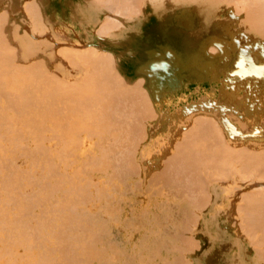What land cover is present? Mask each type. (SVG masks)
<instances>
[{"label": "rangeland", "instance_id": "obj_1", "mask_svg": "<svg viewBox=\"0 0 264 264\" xmlns=\"http://www.w3.org/2000/svg\"><path fill=\"white\" fill-rule=\"evenodd\" d=\"M29 1H31V2L29 4L27 3L28 7L31 6V9L35 10L36 12L38 9V14L40 15L39 17L41 18V24L40 25L41 26L43 25V27L46 28L47 32L45 31V29L42 30L43 27L41 28V26H38L36 23H34L35 19H33L34 20L33 21L32 18L30 17V16H33V14L35 12L33 13V10L29 11L28 9L24 8L23 2H29ZM92 1H93V3H92ZM94 1L95 0H39V1L38 0H0V17L2 18V20L5 23V25L4 26L1 25L0 28H2V26L6 27L11 23L12 25H16L19 28L18 34L21 37H22V34L26 33L27 35L25 34L26 36L25 37L23 36V39L28 38L27 40L32 42V43L25 46V47L28 49V48H30V45H31V49H28V51L31 50L32 54L36 55V58L38 57V59H40V57L42 55V52L39 50V48H41L42 44H44L46 42V41L44 42L45 38L43 37L44 36L43 33H41L42 31H45V33H46L45 34V37H46L45 40H47L49 46L50 45L51 46L48 47V49H45L46 51L43 52V55L48 52L47 53L48 56H52V59H54V62L58 65L55 68L56 70H59L60 66L62 67L63 65H67L66 60L65 59L63 60L62 57H66V59H67V57L68 56L70 57V55L72 54L71 55L72 57H70V58H73V56H74L73 53H74L76 55V56H74L75 64L72 65V68L69 67L71 64L69 66L67 65V68H66L67 80L65 82L70 81L71 83H75L76 81L77 82L82 81V80L81 81H79V80L83 76V72H85L83 69H85L86 68L85 66H87L86 62H88V60L90 61V58L88 59L87 56L89 55L88 50L91 47L95 50H98L101 53L103 52V54H105V53L110 54L109 59H112V57H113V61H114V63H113L114 68L113 69H115L117 75L119 76L118 78H120V77L122 78L120 80V83H121V81H123L127 85H132V83L135 80L139 81L140 79H142L141 80L142 82L141 81L138 82L139 83L138 87L140 89V86H141V89L143 92L144 91L148 92L150 96L154 97V100L156 102L155 105L156 106L160 105L158 113L155 112L152 107H150V106L147 107V105L139 103V105L141 104V106L144 105L148 108V109L146 108L147 112H148V110L150 111V113L148 112V113L144 114L143 112L145 110L143 111L141 106H138V105L136 106V103L138 101L136 100L137 99L136 96H134L133 98H135L136 102L133 100L134 103H133L132 107L133 106L134 107L133 108L131 107V110L129 109L131 106L130 105L131 103H128L129 102L128 101L129 98H128L126 101H125V99H124V101L121 100L123 102L121 105H123L126 102L127 106L129 104V108H128L129 110L127 109V107H124L122 109V111L120 110V112H118V110L115 107V109L117 111L114 109L115 112L112 113L113 110H111L112 114H111V116H108L109 118L107 117L106 112L104 113V116H103V114L100 113V110H99L100 114H97V116H96L95 113L97 111L94 112V109H93V108H96V106H92L91 102L86 103V100L91 101L89 98L92 97V99H94V96L96 97V95L94 94V95L90 96V94H89L88 99L85 100V98H84V100H82V101L78 100L79 104L77 103V100H76V102L74 104L75 108H79V112L82 113V114L80 113L79 115L83 119L86 118V117L84 118V116L86 115L85 113L92 114V116L90 117V120H91V118H92V120L88 121V123L91 122L92 126H88L87 124L86 125H87V127H93L92 128L93 131L92 130H90L92 132L88 131L90 133H88L87 131H83L84 133L86 132L85 134L89 135V136H86L84 133L82 136V131L79 132L77 130V128L69 131V129H68L69 127H66V126H69L68 122L70 120L68 122H66L68 120V117H62L65 110H62L61 115H58V114L56 115V118L58 117L59 118L58 120H60V121L57 120L56 124H54L55 118L53 120H50L53 117V114L51 112H54V111L60 112L57 109L55 110V108H57L58 103H60L59 106L61 107V105L63 103L62 101L65 102V100H61L62 96L60 98H58V99L56 98L54 100V98L57 97V94H56L57 89H55V91L52 89L53 90L52 91L49 88H46L44 86L46 83H42L43 84V86H42V84L39 83V81H37L39 78V77H37V75H35L37 77V79H35V77H33L36 81H33V82L31 81L32 85L30 84V86H29V84H28V86H26L25 84L22 85V80H23L22 79V80H20L21 84L18 85V89L20 87L21 90H19V91H22L23 90L22 87H23L24 90L25 89L27 90V91L25 90L26 93L24 91V93H22V95L24 94L28 97H29V95H31V97H33L36 94L35 96L38 97L37 95H40L39 91L42 90L43 87L45 89H47V91H46L47 94L43 93L44 94L43 96H39V101L37 100V98H34V97L32 98V100L34 102L31 100L32 101L31 103L29 102L30 100L27 101L25 99L26 100L25 104L27 106L28 105L30 106V107L26 108V110L27 109L29 110V112H26L27 114H31L32 111L35 113H37V112L40 113V110L43 109V111H41V112H43L45 115H47V116H43V120L45 119V121L42 120V122H44V123L40 124L44 128L45 132H43L41 134L37 130L35 131L34 129H32V127H29L30 126L29 124H28L29 125L28 126L27 124L22 123L20 125L21 128H23L24 130L26 128L27 130L25 131V133L21 134V136L25 135L26 137L24 136V137L20 138L19 137L20 134L19 135L17 134V136H16V134H14V135L9 134V136L2 135V139L5 140V138H6V140H9L10 143L7 141L8 147L7 146L5 147L6 151L8 150L7 148H9L7 153L4 150V148H2L3 146H1V148H0V151L4 150V151L0 152V157H2V158H0L1 166L3 167L6 163H8V165L6 164V167H8L13 162L15 164L18 163L21 168H23V166H27L26 165L27 163H25V160L27 161V158H28L27 155L28 154H26V151H24L23 148L25 146H29L32 142H36V143L38 142L41 145L42 151L40 150V152H39L40 155H38V156L36 155L35 159L36 158L38 159V157L42 156L41 158H39V160H43L45 162V164L43 162L41 165H39L42 167H39V166H37L38 164H36L35 167H39V170H38V168H36L37 174H39V175H37L36 172H32L33 174L31 176L32 177L34 176V178L37 177V179H39L40 176H42L40 178V179H42L43 177L48 176L50 170L54 169L56 171L55 174H58L57 175V178H58L57 183H59V184L63 183L64 186L62 184L61 187H57L58 189H54L55 188L54 187L52 189V190H54L53 193H55V195L58 196L59 198H60L63 191L65 192V196L67 195L66 198H68V196H69L67 193H70L74 199V202L77 201L76 204H78V205H76V206H78L77 207L78 211L84 212L86 209H87L86 211L89 210L90 218L92 219V223H94L95 225L98 222L100 216H102V217H100V219L103 218L102 219L103 223H104L103 232L104 231H106V232H104L105 234L102 232L103 235L100 234V237L104 236L103 237L104 239L102 238V244H100V246L101 245L104 246L103 247L104 258H100V261H98V264H138V263L139 264H246L247 262H249V257L251 256V254H253V252H250L246 248V246H247V244L245 242L246 237L243 234L242 235L239 234L240 236L239 235L237 236V232H236L237 227L239 228V226H237L238 222L241 223V221H242V219L240 217H241V214L243 215V212H242L243 207L242 206H244L245 202L243 203V205H242L243 201L239 202V211H238L239 215L237 216V218H232V219H229L227 221L223 220V222L220 221V218H223L224 213L221 211H220L221 214H217V213L213 212L209 208V204H213L214 206H220L221 204H223V202L227 203V200L233 198V196L232 195H224L222 198L221 196L214 197L213 195H211L209 190L207 189V185H208L207 183L211 182L210 177L204 178V179L208 180V181L206 180L207 182L204 184L205 186L203 185V188H202V191L204 192V190H205V192H206L205 195L203 192H201L203 194H200L199 192L197 194H195L198 190L194 189V188H193L194 190L192 188H189L190 191H188V188L177 185L175 181H174L175 184L172 182L170 186L166 185V184H164V185L161 184L163 186V190H164V193L166 195H165V199H163V201L160 203V212H158V213L143 212V211L136 212L133 210L134 209L133 206L128 205L127 199H129V198L133 199L132 201H135V203H138L137 201L139 200V195L142 193V189L140 186L139 179L141 177L152 176L153 173H154L153 175H155L156 172L157 173L162 172L166 167L165 161L168 159V157H172L171 154H173V152H175V148L177 147V145H179L177 143L181 142L180 139H182L184 134H187L185 132L189 131L188 132V135H189L190 132L192 130H194V128H196V127L198 128L199 126H200L199 129L203 128L202 130H204V125H205L204 122L206 119H207L206 122H208L209 121L208 118H210L211 115L213 117H215V119H219L220 121L223 122L222 127L227 131L228 135L232 138L233 142L231 141V139H229L230 142H228L227 139H225V135H223L221 132L219 134L218 131L215 129V126H212V128H211V125H214V124H212L211 120H210L209 121L210 124H207V123L206 124L210 126V130H212L213 134L211 132H207L203 138L199 137V139H197V140L194 139L195 141L193 140L194 143H198V145H200L199 146V147H201L200 150L204 149V146L206 145V147H205L206 150L209 148L208 150H211L212 152H214V150H216V142L221 139L220 135H222L221 137L223 139V140L222 139L220 140V143L225 148L231 147V146L237 147V148L244 147V146H246V144L248 145V141H250L249 140L250 136H254L259 142L263 141V138H264V121L261 123V129H260L261 131L257 130V132H256V129H255L253 131L254 134H253V132L250 133L249 130H237L235 136L237 135L238 137H234L232 133L231 134L229 133V130H231V128L233 126H235L239 123V121H238V123H235L234 120H232V119H236V117H237L239 120H244V119H246L244 111H246V110L250 111V105L252 103L251 94H250V92L252 91L251 81H256V82L264 81V47L261 45V44H264V38L262 37V35H259V37L256 36L255 39H259V38L260 39L256 40L257 42H255V43H258V44H256L257 46H254L252 48L255 51H252V53H251V51L250 52L244 51L245 46L242 45V47H240V44H243L244 41H246V42L251 41V38H249V36H248L249 33H251V32L249 30L247 31L248 37L244 36L245 33H243V32H246L245 25L247 24L246 19H244L245 16L242 17V14L245 13V11L243 10L241 13V8L239 9V8L235 7L237 5H234L236 10L239 9V12L237 11V14L235 13L236 17L237 18L239 17V19H241L238 21V19H236L234 16V12L231 9V6L233 7V5L230 4L231 6L230 7L228 6V9H227V7L225 9V7H224L225 3H223V1L222 2H217V1L213 2V0H186L188 2L185 4L176 5L177 4L176 3L174 5L173 2H169L170 0H160L158 2V6L163 3L161 7H164L167 5L171 9L169 12H165V14H164V13H159L158 11H156V13H151L153 10L152 5H151V3H152L151 0H143V2L140 4L142 7H139V4L136 3L137 0H129V2H128L129 4H130V2L135 1L136 5H137V7H136L135 3H134V5H132V3L130 4L132 6H135L133 14H135V12L139 11V12H137L138 15L136 17L132 16V17H135L133 19L132 18L130 19L131 14H132V13L130 14V12H131L130 9L133 10V8L127 4L128 0H126L125 3H126V6L131 7L129 9L130 11L127 10V13H129L130 16H128V14L126 15L125 11L123 12V10H122V12L124 14L121 13L117 9L118 8L117 6H119V5L114 7L117 9L115 12L118 11V13H119V15H118L117 13L114 12L113 7H112L113 11H110L109 10L110 8L108 9V7H107V3L104 4V1H103V3L101 2L103 5H95ZM138 1H140V0H138ZM244 1H246V0H244ZM34 2L36 4L35 6L33 5ZM160 2H161V4H160ZM236 2L239 3V5L241 4V6H243V8H244V6L247 5V4L242 5L243 0L242 1L240 0L241 3L239 2V0ZM246 2L249 3V1H246ZM125 3H120V4L124 5ZM182 3H184V1ZM220 3H223L224 5H222ZM85 4H86V6H85ZM27 5L25 7H27ZM32 5L34 6V8ZM217 5L221 8V12H219V13H218ZM85 7H88V10L91 12L90 14L87 13L88 14L87 15L85 13V11H83V10L87 9ZM121 7L124 9L126 8L125 5L121 6ZM137 8L138 9L140 8V9L138 10ZM235 8H234V11L236 12ZM126 9H128V8H126ZM229 9H231V10H229ZM244 9H246V7ZM24 10H27L26 12H28V14H31L29 16L31 19L28 18V15H26L27 13H25ZM189 10H195L194 15L187 14V12ZM224 11H226V12L229 11V12L226 14ZM231 13H233V14H231ZM238 13L240 14L241 17L239 16ZM120 14H123L124 16H122ZM230 15H231V17L233 16L235 18L234 21L235 20L238 21V22L235 21L237 24H239L238 26L233 25V27H231L230 25H228L231 23L227 24V22H229L228 20H232V18H233V17L230 18L229 17ZM29 20H31V21H29ZM114 20H115V23L119 22L121 24L120 26H122V28L119 26V23H118L119 29L116 28V30L114 29V27H113V30L111 29L112 31L110 29L108 30V27H106V28L104 27V26H111L110 24H112L114 22ZM3 21H1V22H3ZM30 22H32L33 25L36 24L35 26H37V28L35 26H33ZM108 22H112V23L109 24ZM244 23H246V24H244ZM79 24H81V26ZM114 24H112V26H114ZM31 25L34 27V29L36 28L35 30H38L39 28H41V32L38 31L39 35H41V36H37L38 35V33H36L37 31H35L31 27ZM131 25H132L133 30L129 29L131 27ZM223 26H225V27L223 28ZM109 28H111V27H109ZM127 28L129 30H125ZM29 29H30V31H29ZM102 29L105 32L101 31ZM232 29H233V31H235L233 34L230 33L231 32L230 30H232ZM33 31H34V33H32ZM99 31H100V33H98ZM107 31H110V33ZM101 32L104 34H101ZM30 36H31V38H30ZM228 36H229V38H228ZM249 39H250V41H249ZM237 40H238V42H237ZM235 43H237V45L239 44L238 45L240 48L239 52L235 50L237 48H234L233 46H231V45H235ZM62 47L64 49H62ZM66 47H67V49H65ZM69 47H70V50H69ZM86 47L87 48L90 47L89 49H87L88 55L84 54V51H83V49L86 50ZM57 48H60L61 51ZM256 48H258V49L256 50ZM72 49H74V50H72ZM76 49H77V51H76ZM93 49H91L92 50L91 54L96 55V53H94L96 51L93 52ZM211 49L214 52L213 51L208 52ZM57 50L60 52H57ZM62 50H64V53H65L64 56L62 55V54H64L62 52ZM66 50H68L69 52ZM79 51H81L82 54ZM215 51H217V52H215ZM219 51H220V53H219ZM257 51H258V54H257ZM55 52H57L58 55L61 54L62 56L61 55L58 56L57 53H55ZM66 52H67V54H66ZM70 52H72V53H70ZM211 52H212V54H211ZM103 54H101V55H103ZM237 54H240V55H237ZM83 55L84 56L86 55L85 58L88 59V60H86L84 58L86 62L84 60H83V62L82 61L80 62V60L76 61V57L78 60L81 56L83 57ZM101 55H99L97 53V57L98 56L101 57ZM253 55H256L257 57L259 55V57L257 59L253 58V62L251 61V59H248L246 57V56H253ZM239 56H240V58H239ZM97 57L94 56L95 59ZM94 58L91 56V60ZM32 59H35V57H32ZM104 59H102V60H104ZM26 60L27 59H25L23 61H16L18 63L16 65L22 64V66H19V67H23L26 64V68L29 65L31 66V64L27 65L29 60H27V61ZM97 60L100 61L99 57L95 61H97ZM102 60L100 62L103 63ZM5 62H6V60L1 62V59H0V63L3 64ZM74 62H72V61L70 62V60H69V63H74ZM76 62L78 64H76ZM79 62H80V64H79ZM92 62H94V60H92ZM92 62L91 63L88 62V64H90V66H92L93 65ZM105 62H107V60ZM29 63H31V62H29ZM81 63H85L84 64L85 66L82 65ZM98 63L99 62L94 63L93 66L98 67L99 69L96 68L95 70H97V69L101 70V74H102L105 70L102 68L104 66H101L102 63H99V64ZM109 63L110 62L108 60L107 64H102V65H105L106 67H107V65H110L108 67L112 68V66H111L112 64H109ZM2 64H0L1 68L3 66ZM5 64L7 65V63H5ZM5 64H4V66H5ZM95 64H98V65L95 66ZM248 66H250V67H248ZM5 67H3V69ZM9 67H10V65H9ZM9 67H7V68L9 69ZM14 67H15V65H14ZM10 68H12V66ZM16 68H17V66H16ZM24 68H22V69L24 70ZM30 68L28 67L26 70H24V72H21V73L23 75H25L24 73L26 71H29ZM45 68L46 67H44V70H43L46 72L45 76L46 75L49 76L51 74L50 77L52 78L53 74H58L57 71H54V72L49 71L50 67H47L48 70H46ZM109 68L106 69L108 71H105L104 75L107 74L106 72H108V74H107V76H105V78L102 79V81L98 82L99 77L98 78L96 77L97 80L93 79V82L97 81V84H96L97 88L95 87V90L96 89L98 90V88H99V91H96V92H100L101 83L102 82H103V84L105 83L104 86L102 84V86L105 87L106 92H108V93H106L105 89L102 87V91H104L106 93V94L104 93L105 96L107 94L109 96L110 95L109 92L111 91V87L109 86L111 84L108 83L110 81H107L106 78H109L110 76H111V79L114 78V76H112L113 73L115 75V78L117 77L115 74V71L112 72L111 71L112 69L110 70ZM22 69L20 68V69H18V71L22 70ZM0 70H2V69H0ZM13 70H14V68H13ZM13 70H11V71L9 70L10 73ZM110 71L112 74L110 73ZM47 72H49V74H47ZM86 72H88V70H86ZM86 72H85V74H86ZM95 72H97V71H95ZM19 73H20V71H19ZM32 73H33V71L31 73H27L26 77L21 74V77L23 76L25 78H27V77L29 78V76H30L29 74L32 75ZM109 73H110V75H109ZM85 74H84V76H85ZM11 75H9V77ZM13 75L11 76L13 79H11V77H10V79L12 81L15 79ZM96 75L99 76L100 74L97 73ZM96 75H94L93 77H95ZM86 76L84 77V79H86ZM31 78H32V76H31ZM118 78H116V79L119 80ZM251 78H253V80ZM137 79H139V80H137ZM11 80H9V81L11 82ZM28 80H30V79H28ZM64 80H63V82H64ZM103 80L104 81L106 80L107 82H104ZM108 80H110V79H108ZM9 81H7L6 83H8ZM53 81H55V80H53ZM84 81L85 80H83L82 84H85ZM15 82H17V81H15ZM36 82H38L39 84H37ZM77 82H76V85H78ZM140 82L142 83V85ZM107 83H108V85H107ZM124 83H122V84L124 85ZM36 84L38 86L41 85L40 86L41 88L39 87V91H38V86ZM76 85H74V86H76ZM106 85L110 89V91H107L108 88H106ZM134 85H135V82H134ZM46 86L48 87V84H46ZM50 86L53 88L52 85H50ZM28 87H31L30 88L31 90ZM35 87H36V89H35ZM237 87H238V90H236ZM33 88L35 89V92H34ZM44 88H43V91H45ZM54 88H56V87H54ZM113 89H114V87L112 88V92L114 90H116V88L114 90ZM131 89H132L131 91H134L133 88H131ZM92 90H94V89H92ZM31 91H32V93L30 94ZM137 91L138 90H136L135 92H137ZM33 92H34V94H33ZM36 92H38V93H36ZM53 92H55V94H53ZM244 92H246L247 94L244 95ZM100 93H102V92H100ZM50 94H52V95L50 96ZM104 94H101V96L104 97ZM47 95H49L50 99L48 98L49 100L47 99V101L45 103H43V101H41V100H43L41 97H43L45 99V97H47ZM97 96H98V94H97ZM131 96H132V94H131ZM137 97H138V95H137ZM1 98H4V97L0 96V99ZM108 98L109 97H107V99ZM166 98H170V108H172V110L169 109L166 112H163V111H165L164 107H165ZM35 99H36V101H35ZM1 100L4 101L3 99H1ZM1 100H0V106L3 105V108H4V106H6L4 109H7L9 112H11L12 110L7 108L8 107L7 103H6V105H4L5 102L2 104ZM95 100H96V98H95ZM131 100H132V98H130V101ZM50 101H52L53 103L57 102V104L52 103V105H49L51 103ZM92 101L94 102V100H92ZM96 101H98V99ZM35 102H37V104H35ZM81 102L83 104H81ZM29 103L31 105L33 103V105L31 106ZM47 103H48V105L46 106ZM90 103H91V105H89ZM42 104L46 108H44V106H43V108L42 107L40 108V106ZM86 104H88L91 108L86 107ZM215 104L222 105V111H221L220 115H214L213 114V112H214L213 109L215 107ZM35 105H38L39 107L35 106ZM80 105H81V107H80ZM258 106L261 107V105H259V104H258ZM31 107L33 108V109H31L32 111H30ZM52 107H54V109ZM97 107H99V105ZM86 109H89V110L86 111ZM90 109L91 110L93 109L92 112H88V111H91ZM124 109H127V110L124 111ZM143 109H144V107H143ZM132 111H134V113ZM45 112L49 113L51 116L49 115L50 116L49 117L48 114ZM122 112H124V113L127 112L128 115L126 113L122 114ZM154 112H155V115L151 114ZM43 113H42V115H44ZM107 113L110 115L109 111ZM230 113H232V114H230ZM143 114H144V116H143ZM101 115H102V118L106 117L103 120L109 121V119H110L109 123H107V124L105 123L107 125L106 127L104 126V121L102 120L103 122L101 123V121H99L100 119H98V117H100ZM112 115H113V118H112ZM119 115H124V117H126V115H127L128 116L127 118H129V117L130 118L128 120L126 119L127 120L126 121L124 117H123V119H121V117H119ZM130 115L131 116L135 115V116H132V118L135 119V117H136L137 123H139V124H137L135 122L136 119H135V121H134V119L130 120L131 119ZM47 117L50 119L48 120ZM140 117L142 119H140ZM162 117L165 119H170V120L173 119L174 124H171L170 126H168V129L170 130L171 133L166 134V135H169V136L165 135L163 140H158V138L164 134V129H162L160 127L161 122H159V124H157L159 119L162 120ZM196 117L197 118L200 117L201 119L203 117V120L205 117H207V118L202 123V120L197 119ZM64 118H66L67 120H64ZM195 118H196V122L194 120V123H193L192 121ZM210 119H212V118H210ZM20 120H22V122H23V119L20 117L17 119V122H19ZM61 120H63V121H61ZM120 120H122V121H120ZM124 120L128 123L129 126L125 123ZM138 120H139V122H138ZM49 121H51V122H49ZM119 121H120V123H125V127H129V129L127 130L128 135L126 134V132L124 134L122 133L124 136L125 135L129 136L131 134H132V136L136 135L134 137V138H137V142H136L137 145L135 144L136 146L134 145V147H133L132 144L130 145V143L133 140L130 139V142H129V138L132 136H129V138L127 140L125 139L126 137L124 138V136H123V138H119V135L122 136V134H120V132H121L120 129L123 130V127H124V124L122 126H121V124H118ZM129 121H131L130 124H129ZM92 122H94V123H92ZM99 122L101 123V125ZM197 122L200 124L202 123V124L201 125L197 124ZM114 123L116 126L114 125ZM108 124H109V127H108ZM111 124H113L112 127H110ZM54 125H56V126H54ZM64 125H65V129H67L70 137H75L74 140H73V138H70V140L72 139L74 141V143H72L73 141L71 140L70 143L73 144V145H71V147L69 146L70 144H68L66 142V141L69 142V140H66L69 138V136L66 135V133L64 132L66 130H63V132H62V127ZM117 125L121 126L122 128L120 127V129H119V127ZM202 125H203V127H202ZM60 126H61V130H60ZM190 126H192L191 128L194 127L191 131H190V129H191ZM53 127H55L56 129L59 128V130H56V129L53 130ZM94 127H95V129H94ZM113 127L115 128L114 130H113ZM152 127H154L155 130L149 132L148 130ZM28 128H30V130ZM34 128L37 129L38 126H36ZM46 128L47 129L49 128L51 130L48 129L49 132H46V131H48ZM103 129H106L107 132L104 131ZM109 129H110V131H109ZM214 129H215V131H214L215 133L213 132ZM130 130H132V132H130ZM140 130H142L143 132ZM185 130H187V131H185ZM31 131H33V133ZM75 131H77V132H75ZM123 132H124V130H123ZM137 132H139V133L142 132V135H141L142 138L138 137V136H140V134L137 135ZM31 133H32V135H31ZM44 133H46V134H44ZM47 133H49V134H47ZM92 133H94L95 135ZM134 133H136V134H134ZM181 133H182V135H181ZM39 134H40V136H39ZM60 134L62 135V137L60 136V140H59L58 139L59 137H56V136L57 135L59 136ZM90 134H92L93 136ZM42 135H44L46 137L45 140L48 143L47 142L45 143V140H44L45 137H43ZM64 135H66L65 138L67 136L68 137L65 139L63 137ZM116 135H117V138H116ZM38 136H39V138L41 137L40 139L42 140V142L38 138ZM78 136H80V138H78ZM49 137L51 139H49ZM86 137H88V138H86ZM195 137H196V135H195ZM218 137H219V139H218ZM61 138H64L66 140L65 141L63 139L65 142L64 147H66V144H67L68 149L63 148L61 144H59V145L56 144L59 142L61 143V141H62ZM114 138H116V139H114ZM19 139H22V140H19ZM52 139L54 140V142ZM87 139H89V140H87ZM51 140H52V142H51ZM138 140H139V142H138ZM215 140H216V142H215ZM237 140H238V142H237ZM204 141L206 142V144ZM23 142H26V143H23ZM109 142H111V143H109ZM186 142L187 141H184L183 144ZM92 143H94V144H92ZM213 143H214V145H212ZM233 143L236 145H234ZM10 144H12L14 147L11 145L12 147L10 148ZM20 144L22 145V147H19V146H21ZM51 144H52V146H51ZM119 144L122 145L124 149L127 146H129V148H131V146H132L133 148L131 150L126 148L127 152L125 150L126 153H124L121 149L122 147L120 148ZM202 144L203 145L205 144V145L201 146ZM217 144H218V142H217ZM0 145H1V142H0ZM17 145H19V146L17 147ZM125 145H127V146H125ZM47 146H48V148L46 149ZM59 146H61V147H59ZM74 146L75 147L77 146L76 150H75ZM104 146H106V147H104ZM73 147H74V149H72V150H74V151L71 150V148H73ZM80 147H81V149H80ZM107 147L109 148V150L106 149ZM19 148H21V149H19ZM59 148L61 151L59 150ZM113 148H114V150H113ZM212 148H213V150H212ZM45 149L47 150V153H46ZM53 149H55V150H53ZM57 149H58V152H57ZM102 149L103 150L105 149V151H103ZM251 149H254V148H251ZM255 149L262 150V149H264V147L260 146L259 148H255ZM10 150H11V152L15 151V153H11ZM49 150H50V152H48ZM84 150H85V152H83ZM118 150L124 154L125 158L123 155H122V158L118 156L120 154V152H118ZM129 150H130V153L128 154ZM206 150H204V151H206ZM22 151H23V153H22ZM79 151L82 154H79ZM94 151L96 154L94 153ZM115 151H116V153H115ZM59 152H61L60 154L62 155V157L59 154ZM212 152L209 151V153H212ZM1 153L3 154V156ZM68 153H69V155H68ZM86 153L87 154L89 153V157L91 158V160ZM103 153H104V155H106L105 157H103L104 156ZM108 153L110 155H108ZM132 153H134L133 156L131 155ZM18 154H19V156H22V157H19ZM25 154H26V157L24 156ZM45 154H47V155H45ZM66 154L68 156L64 160V158L66 156H63V155H66ZM193 154L197 155L195 152V148H194ZM6 155H7V157H6ZM15 155H17L19 158H17V156H15ZM72 155H74V156L78 155V156L74 157ZM43 156H44V158H43ZM47 156H48L49 160L47 159ZM57 157L60 158L61 160L63 159L64 162L62 163L61 160L56 159ZM70 157H72V158L74 157L75 159H71ZM187 157H190V156L187 155ZM109 158H110V160H108ZM7 159H9L11 162H9V160L7 162ZM12 159H14L13 162H12ZM119 159H123V160L125 159V161L119 162ZM126 159H127V161H126ZM139 159L140 160H147L148 162H146V163L137 162V160H139ZM22 160H23V162H22ZM86 160H87V163H88V160H90L88 163L89 165H90V163H91V165H92V163H94V164L96 163L98 165L97 168H96V164L92 165V166L91 165L88 166L86 163ZM94 160H95V162H94ZM114 160H116V162L114 164V166H116L115 169L113 166ZM117 160H118V162H117ZM48 161H50V162H48ZM57 161H59V162H57ZM65 161H67V162L69 161V162L67 163ZM78 161H81L80 164ZM2 162L5 164H3ZM125 162H126V164H128L129 167L126 166ZM53 163H54V165H53ZM64 163H66V164H64ZM109 163L112 167L109 166ZM118 163H121V166L123 163L124 167L123 166L120 167V165ZM72 164H73V167H72ZM131 164H132V168H131L132 170L130 169ZM45 165H47V166L50 165V166H49V168H47V167L44 168ZM60 165H62V166H60ZM12 166H14V164L13 165L11 164V167ZM51 166L52 167L56 166V169L54 167H53V169L52 168L50 169ZM66 166H69V167H66ZM242 166L243 165H240L241 169H242ZM80 167H82L85 170H83V169L81 170ZM87 167H88V169H87ZM126 167H127V169H126ZM244 167H246V166L244 165ZM69 168H71L70 171H69ZM73 168H74L75 172H74V170H72ZM90 168H92V169L90 170ZM105 168H106V170H104ZM116 168L118 169V171L120 170L119 172L121 173V176L123 177L122 181L120 180L121 177L117 176V175H120V173L116 172L117 171ZM121 168L123 170H126V172L122 173ZM40 169L41 170L44 169V170L41 171ZM45 169H46V171H45ZM86 170L87 171L90 170L92 172H90V171L87 172ZM130 170H131V172H129ZM100 171H102L103 174H100ZM42 172H43V174H42ZM65 172H67V174H65ZM84 173H86L87 175ZM117 173H119V174H117ZM44 174L45 175L47 174V175L43 176ZM75 174H76V176H75ZM88 174H90V175H88ZM115 174H117V175H115ZM250 174H252V173H250ZM66 175L67 176L70 175L72 177L69 178ZM239 175L241 176L242 174L240 173ZM239 175L236 174V177L238 176V179L236 178V180H234L233 182L229 179H228V181L223 180V185H227V184L229 185L230 183H234L235 186L239 187V188H248V187L253 188V187H255V189L253 191H255L256 188L259 189L258 188L259 186H261L260 189H262L264 187V183H263L264 179L262 180L260 178L261 182H258L259 178L255 180V178H257V176H255V175H254V178H251L249 174H247V175H249V178L247 176L243 177V175H245V174H243L241 177ZM259 175H262V173ZM88 176H90L89 179H88ZM99 176H101V177H99ZM65 177H67L68 179L66 178V180H65ZM242 177H243L244 181H242L243 180L242 179L241 180L242 182H241L239 178H242ZM62 178H64V180ZM246 178H248V179L246 180ZM94 179H96V180H94ZM34 180H36V179H34ZM47 180L50 181L52 184L55 181L54 177L52 179L49 177V178H47ZM70 180H72V181H70ZM83 180H85V181H83ZM253 180L257 181V182H255L256 184L253 182ZM68 181H69V183H68ZM64 182H66L67 184H65ZM90 182H91V184H90ZM86 183L88 184V186ZM93 184H94V186H93ZM178 186H180V187H178ZM74 187H75V189H74ZM85 187H86V190L88 192L86 190H84V192H83L82 189H85ZM204 187L206 189H204ZM60 188H62L63 191L59 190ZM78 188H79V191H81V190L82 191L79 192ZM96 188L98 190V192L96 191L97 194L95 192ZM179 188H180V190H182V189H184V190L179 191ZM185 188L187 189V191H185ZM35 189H36V187H35ZM72 189H74V191ZM105 189H107V190H105ZM191 189L194 192L196 190V192L195 193L192 192ZM55 190L57 192L59 191L58 193L59 194L61 193V194L59 195ZM101 190L102 191L105 190L106 192H101ZM85 191H86V194H85ZM93 191H94V194H93ZM199 191H201V190L199 189ZM82 192L84 193V195L82 194ZM185 192H186V194H185ZM76 193H78L79 195H80V193L82 194L81 197L83 198V200L80 199L81 197L78 200L82 201L84 203V205L82 202H81L82 204L78 203L79 201L76 200L77 198L75 199V197H78V196H76L77 195ZM87 193H89L88 194L89 196L87 195ZM111 193H113V194H111ZM63 194H62V196H64ZM98 194H99L100 198H96V197H99V196H96ZM189 194H190V196L191 195L192 196L190 197ZM207 194H208V196H207ZM85 195L87 197H85ZM93 195H94V197H93ZM247 195H249V194H247L245 192L242 196H240V200L245 199L247 197ZM56 196L53 198H56ZM62 196L60 199L63 198L66 201L69 200L70 198H72L71 196H69V198L66 199L65 196L64 197H62ZM244 196H245V198H244ZM58 197H57V199H55L56 202L58 201ZM197 197H198V200L196 201ZM205 197L206 198L209 197V198L206 199ZM242 197H243V199H242ZM87 198L90 199V200L88 199L89 202L87 201ZM93 198H94V200L97 199L98 202L96 200H95V202H93L94 201ZM101 198L104 200H102ZM52 199L49 198L48 203H52V202L56 203L55 201H52ZM200 199L201 200L204 199V200L201 201ZM205 199L207 202H205ZM84 200L87 202H85ZM199 200L201 201L200 203H199ZM189 201L191 202V204L189 203ZM195 202H197V203H195ZM89 203H91V204H89ZM240 204H241V207H240ZM137 205H139V203ZM195 205L196 206L198 205V207H196ZM199 207H201V208L198 209ZM195 209H198V211H196ZM105 211H106V213L101 215V212L103 213ZM192 212H194V213H192ZM65 213H67V212H65ZM111 214H112V216H111ZM127 214H129L131 216H129V215L127 216ZM69 215L70 214L68 213L69 219H66L65 215L63 216V218L65 217L64 219H66V221L70 220L71 222H73V220L71 219V216L69 217ZM97 216H99V217H97ZM108 218H110L111 220ZM93 219H94V221H93ZM240 219H241V221H240ZM233 220H234V222H233ZM107 221L108 222L111 221V224H109L110 222L108 223ZM64 222H65V220H64ZM105 222H106V224H105ZM68 224H70V222H68L67 225L65 223L64 226L66 227V226H68ZM112 227H114V228H112ZM98 228H99V226H98ZM62 230H63V234H65L66 232L64 233V227L62 228ZM66 230L71 231L70 228L65 229V231ZM99 230L101 232V229H99ZM129 233H130V236H129ZM257 236H259V233ZM112 239H114V240H112ZM100 240H101V238H100ZM124 240L130 244L127 245L126 244L127 242H125ZM103 241H105L106 243L105 242L103 243ZM113 242L114 243L116 242V244H113ZM150 242H151V244H150ZM247 242H249V241H247ZM121 243H123V245L125 247L120 246V245H122ZM128 247H130L128 249L129 251L126 249ZM127 251H128V253H126ZM253 251H255V250H253ZM129 252H130V254H129ZM142 253H143V255L145 254L144 255L145 257L142 255ZM254 253H255V257L257 258L256 264H260V263L262 264L263 263L262 255L259 254L258 251H255ZM112 256L114 258H112ZM111 260H113V262Z\"/></svg>", "mask_w": 264, "mask_h": 264}, {"label": "bare ground", "instance_id": "obj_2", "mask_svg": "<svg viewBox=\"0 0 264 264\" xmlns=\"http://www.w3.org/2000/svg\"><path fill=\"white\" fill-rule=\"evenodd\" d=\"M39 1V0H38ZM103 1H104V4L105 3H107V7H108V9L110 10V11H113L112 9L114 8V7H116L117 5H119L120 7L121 6H124L125 5V7L126 8H128V9H124V8H120L119 6H117L118 8V10L121 12V13H123L124 11H125V13H126V15L128 14V16H130L129 15V13H127V10H129L131 7L133 8V10L132 9H130L131 10V12H130V14H131V17H130V19L132 18H135L137 15H138V13L137 12H139V11H137V12H135V14H133L134 12V7L136 6L137 7V5H136V3L137 4H139V7H142L140 4L143 2V0L141 1H138L137 0V2L135 3V1H133V2H130V4L132 3V5H134V3H135V6H132V5H130L128 2H129V0L127 1V4L128 5H130L131 7H128V6H126V0H95L94 1V4L95 5H103L102 3H103ZM160 0H151V5H152V12L151 13H156V11H158L159 13H164L165 14V12H169L171 9H170V7H168L167 5L166 6H164V7H161L162 6V4H161V2H160V4L161 5H159L158 6V2H159ZM184 1V3H182ZM222 2L223 1V3H225V9H226V7H227V9H228V6L230 7L231 5H233V7L231 6V9H232V11L234 12V16H235V18L236 19H238V21L239 20H241V19H239V17L237 18L236 17V15H235V13L237 14V11L239 12V9L241 8V13H242V11L244 10L245 11V13H243L242 14V17H244V19H246V21H247V24L246 23H244V24H246L245 25V30H246V32H243V33H245L244 34V36H246V37H248L249 36V38H251V41H250V39H249V41L250 42H246V41H244V43L243 44H240V47H242V45L243 46H245V49H244V51H246V52H250L251 51V53H252V51H255L254 49H252L254 46H257L256 44H258V43H255V42H257L256 40H259V39H255V37L256 36H258L259 37V35H262V37L264 38V0H246V1H249V3H247L246 1H244L243 0V2H242V5H245V4H247L246 6H244V8L246 7V9H244L243 8V6H241V4L239 5V3H237L236 1H238V0H213V2ZM230 1V2H229ZM233 1V2H232ZM242 1V0H241ZM31 1H29V2H23L24 3V8L25 9H28L29 11H32L33 9H31V6L30 7H28V5H27V3L29 4ZM102 2V3H101ZM169 2H173L174 3V5L176 4V5H182V4H185V3H187L188 1H186V0H170ZM233 4H232V3ZM236 2V3H235ZM239 2H240V0H239ZM26 3V4H25ZM92 3H93V1H92ZM120 3H125L124 5L122 4H120ZM223 3H220V4H222V5H224ZM229 3V4H228ZM241 3V2H240ZM244 3V4H243ZM40 4V3H39ZM227 4V5H226ZM231 4V5H230ZM27 5V7H25ZM34 6L36 5L35 4V2H34V4H33ZM32 5V6H33ZM234 5H237V6H235V7H237V8H239V9H237L236 10V8L234 7ZM23 6V5H22ZM34 6H33V8H34ZM85 6H86V4H85ZM221 6V5H220ZM84 7V6H83ZM113 7V8H112ZM23 8V9H24ZM85 8H87V9H85ZM84 9L85 10H83V11H85V13L87 14H90L91 12L88 10V7H85ZM120 8V9H119ZM234 8H235V10H236V12L234 11ZM31 9V10H30ZM36 9V8H35ZM90 9V8H89ZM116 8H114V12L117 10ZM138 9V8H137ZM140 9V8H139ZM138 9V10H139ZM217 9H218V13L219 12H221V8L217 5ZM231 9H229V10H231ZM122 10H123V12H122ZM129 10V11H130ZM27 10H24V12L25 13H27L26 15H28V18H32V20L33 19H35V21H34V23H36L38 26H41L40 24H41V18L39 17L40 15L38 14V9H37V12L35 11V10H33V13L35 14H33V16H30L31 14H28V12H26ZM80 11V10H79ZM128 11V12H129ZM6 12V11H5ZM194 12H195V10H189L188 12H187V14H190V15H194ZM226 14L229 12V11H224ZM115 13H117L118 15H119V13H118V11L117 12H115ZM137 13V14H136ZM7 14V13H6ZM87 14V15H88ZM124 14V13H123ZM123 14H120V15H122V16H124ZM231 14H233V13H231ZM239 14V13H238ZM7 16V15H6ZM30 16V17H29ZM127 16V17H128ZM132 16H135V17H132ZM238 16V15H237ZM239 16H240V14H239ZM40 19H39V18ZM230 18H232L231 17V15L229 16ZM241 17V16H240ZM1 18V17H0ZM30 18V19H31ZM234 17L232 18V20L234 21V19H235ZM112 19V18H111ZM129 19V20H130ZM243 19V20H244ZM232 20H228L229 22H227V24L228 23H231V24H228V25H230L231 27H233V25L234 26H238L239 24H237L235 21H237V20H235L234 22L232 21ZM1 21H3L2 20V18L0 19V27H1V25H5V23H4V21L3 22H1ZM29 21H31V20H29ZM47 21V20H46ZM113 21V20H112ZM237 21V22H238ZM6 22V21H5ZM117 22V21H116ZM244 22V21H243ZM2 23V24H1ZM8 23V22H7ZM32 25H33V23L32 22H30ZM109 24L110 23H112V22H108ZM115 23V20H114V22L112 23V24H114ZM118 23L119 22H117V23H115L114 24V26H112V24H110L111 26H104L105 28L106 27H108V30L110 29H112L113 30V27H114V29L116 30V28H118L121 24L119 23V26H118ZM235 23V24H234ZM14 24V23H13ZM35 24V25H36ZM31 25V27L34 29V27L33 26H35V25H33L32 26ZM80 26H81V24H79ZM2 26V28H0V59H1V62L2 61H5L6 60V62L5 63H7V65L5 64V63H0V64H2L3 66H2V68H1V65H0V69H2V70H0V96L1 97H4V98H1V99H3L4 101H2L1 99V101H2V104L4 103V105H6V103H7V105H8V109H10V110H12L11 112H9L7 109H4L6 106H4V108H3V105L2 106H0V142H1V145H0V148H1V146H3L2 148H4V150H5V147L7 146V141L9 142V140H6V138H5V140L4 139H2V135H5V136H9V134L10 135H14V134H16V136H17V134L19 135L20 134V138H22V137H24L25 135H23V136H21V134H23V133H25V131L27 130L25 127V130L23 129V128H21V124L22 123H24V124H29L28 126L29 127H32V129H34L35 131L37 130L39 133H43V132H45L44 131V128L40 125L41 123H44V122H42V120H43V116H47V115H45L43 112H41V111H43V109L42 110H40V113L39 112H37V113H35V112H33L31 109H33L32 107L30 108V111H32V113L31 114H27L26 112H29V110L27 111L26 110V108L27 107H30L29 105L27 106L26 104H25V101L27 100V101H29L30 103L33 101L32 100V98L34 97V98H37V100L39 101V96H43L44 94L43 93H46V91H47V89H45L44 87V89H45V91H43V88H42V90H40L39 91V87L41 86V85H37V84H39V83H46V84H48V87L46 86V84L44 85L46 88H49L50 90H54L55 91V89H57V91H56V94H57V97H55L54 95V100L57 98H60L61 96H62V98H61V100H65V102L64 101H60L61 103H62V105H61V107L59 106V104L60 103H58V105H57V108H55V110L57 109L58 111H60V112H57V111H54V112H51L52 114H53V117L50 119V118H48V120L50 119V120H53L54 118V124H56V122H57V120L59 119L58 117L56 118V115L58 114V115H61L62 114V110H65V112H64V114L62 115V117H68V120L66 119V118H64V120H67L66 122H68L69 120V122H68V125L69 126H66V127H69L68 129H69V131H71V130H74L75 128H77V130L79 131V132H81L82 131V136H83V131H90V130H92V128L93 127H87V125L88 126H92L91 125V122H89L88 123V121L90 120V117L92 116V114H88V113H85L84 115V118L85 119H83L79 114L81 113V112H79V108H75V106H74V104H75V102H76V100H77V103L79 104V102H78V100H84V98H85V100L86 99H88V96H89V94H90V96H92V95H96V97L94 96V99H92V97H90L89 99L91 100V101H87L86 100V103H89V102H91L92 103V106H96V108H93L94 109V112L95 111H97L96 113H95V115L97 116V114H103V116H104V113L106 112V115H107V117L108 116H111V114L113 113V112H115V110L117 109L118 110V112H120V110L122 111V109L124 108V107H127V109L129 108V104H128V106H127V103L125 102L123 105H121L123 102L122 101H124V99H125V101L129 98V102L128 103H131L130 105V110H131V107H132V105H133V103H134V101H135V98H133L134 96H136V100L138 101L137 103H136V106L138 105V106H141V104H144V105H147V107H149V101L146 99L147 98V96H146V94H145V91L143 92L142 91V89H141V86H140V89H139V81H141L142 79H137V80H139V81H134L135 82V85L137 86H135L134 85V82L132 83V85H127V84H125L123 81H121V83H120V80L122 79L121 77L120 78H118L119 76L117 75V73H116V71H115V69H113L114 68V61H113V57H112V59H109V55L110 54H103V52L101 53V52H99L98 50H95V49H93L92 47L90 48V47H86V50H84L83 48V51H84V54H87L88 55V53H87V49H89L88 51H89V55L87 56V58L89 59L90 58V61L87 59V58H85L86 57V55L84 56L83 55V59L80 57L78 60H77V57H76V61H79L80 60V62L82 61L83 62V60L85 61V59L86 60H88V62L89 63H91L92 62V60H94V62H92L93 63V65H94V63H96V62H99V63H102V62H100L102 59H104V60H102L103 61V63L102 64H107L108 63V60H109V64H112L111 66H112V68L110 67H108V66H110V65H107V67L113 72V71H115V74H116V78H118L119 80H117L116 78H115V75H114V73H113V75L112 76H114V78H112L111 79V76L109 77V78H106V80L107 81H110V82H108L109 84H111V85H109L110 87H111V91H110V89L107 87V85H108V83H107V85H106V88H108V90L107 91H110L109 92V96H108V94L105 96V94L106 93H108V92H106V89H105V87H103L104 86V84H103V82L101 83V85H100V87H101V90H100V92H102V93H100V92H96V91H99V88H98V90L96 89L95 90V87L97 88V81H94L93 82V79H96V77L99 79V81L98 82H100V81H102V79L103 78H105V76H107V74H108V72H106L107 74L106 75H104L105 74V71H108V70H106V69H108L105 65H102L101 64V66H104V67H102L103 69H105L104 70V72L101 74V70H98L99 68L98 67H94L93 65V67L92 66H90V64H88V62H86V65L87 66H85L84 64L85 63H81L82 65H84L85 67V69H83L82 67V69L86 72V70H88V72H86V74H85V72H83V76L81 77V79L79 80V81H81V82H77V84L79 85H76V82L75 83H71L70 81L69 82H65L66 80H67V70H66V68H67V65L69 66L70 64V66L69 67H71L72 68V65L73 64H75V62H74V56H76L74 53H73V58H70V57H72L71 55H70V57L68 56L67 57V59H66V57H62V59L64 60H66V62H67V65H63L62 67L60 66L59 68V70H56L55 68L58 66L55 62H54V59H52V56H48V52L47 53H45L44 55H43V52H45L46 50L45 49H48V47H50L49 46V44H48V42H47V40H45L46 39V37H45V31H46V28H44L43 27V25L41 26V28L43 27V29L42 30H44L45 29V31H42L41 32V28H39L38 30H35L36 28H37V26H35L36 28L34 29L35 31H37L36 33H38V35L37 36H41V35H39V32H41V33H43V37L45 38H43L44 39V44H42V46H41V48H39V50L42 52V55H41V57H40V59H38V57L36 58V55H34V54H32V52H31V50H29L28 51V49H31V45H30V48H26L25 46H27V45H29V44H31L32 42H30V41H28L26 38L25 39H23V36L25 37L26 35L25 34H22V37L18 34V30H19V28L16 26V25H12L11 23L8 25V26H6V27H3ZM136 26V25H135ZM227 26V25H226ZM229 26V27H230ZM109 27H111V28H109ZM121 28H122V26H120ZM130 27V26H129ZM128 27V28H129ZM225 26H223V28H224ZM125 29V30H129V29H132V25H131V27L129 28V29ZM32 29V30H33ZM104 29V28H103ZM103 29L101 30V31H103ZM119 29V28H118ZM22 30V29H21ZM105 30V29H104ZM111 30V31H112ZM133 30V29H132ZM224 30V29H223ZM227 30V29H226ZM250 31L251 33H249V35L247 36V31ZM29 31H30V29H29ZM39 31V32H38ZM231 31V32H230ZM229 32L230 33H234L235 31H233V29L232 30H230ZM47 32V31H46ZM103 32H105V31H103ZM107 32H109L110 33V31H107ZM228 32V31H227ZM237 32V31H236ZM31 33V32H30ZM29 33V34H30ZM32 33H34V31L32 32ZM98 33H100V31L98 32ZM101 34H104V33H102L101 32ZM242 34V33H241ZM33 35V34H32ZM49 35V34H48ZM230 35V34H229ZM236 35V34H235ZM238 35V34H237ZM227 36V35H226ZM231 36V35H230ZM33 37V36H32ZM52 37V36H51ZM50 37V38H51ZM30 38H31V36H30ZM228 38H229V36H228ZM237 38V37H236ZM254 38V39H253ZM262 38V39H263ZM40 39V38H39ZM54 39V38H53ZM34 40V39H33ZM42 40V39H41ZM253 41V42H252ZM41 42V41H40ZM237 42H238V40H237ZM63 43V42H62ZM263 43V42H262ZM77 44V43H76ZM245 44V45H244ZM70 45V44H69ZM79 45V44H78ZM239 45V44H238ZM237 45V43H235V45H231V46H233L234 48H237V49H235L236 51H240V48H239V46ZM263 47H264V44H261ZM77 46V45H76ZM64 47V46H63ZM62 47V49H64ZM68 47V46H67ZM67 47L65 48V49H67ZM211 48V47H210ZM57 49H59L60 51H61V49L60 48H57ZM91 49H93V52L94 51H96V52H94V53H96V55L95 54H91L92 53V50ZM208 49V48H207ZM258 48H256V50H257ZM44 50V51H43ZM69 50H70V47H69ZM72 50H74V49H72ZM71 50V51H72ZM60 51H58L57 50V52H60ZM66 51H68V50H66ZM76 51H77V49H76ZM98 51V52H97ZM210 51H213L212 49L211 50H209L208 52H210ZM259 51V50H258ZM258 51H257V54H258ZM31 52V53H30ZM57 52H55V53H57ZM62 52L64 53V50H62ZM69 52V51H68ZM80 53H81V51H79ZM214 52V51H213ZM215 52H217V51H215ZM70 53H72V52H70ZM69 53V54H70ZM78 53V52H77ZM97 53L99 54V55H101V54H103V55H101V57L103 56H105L104 58L102 57H100V56H98L99 57V60L100 61H95L96 59H98V57H97ZM219 53H220V51H219ZM250 53V54H251ZM4 54V55H3ZM60 54V53H59ZM66 54H67V52H66ZM82 54V53H81ZM80 54V55H81ZM211 54H212V52H211ZM256 54V55H257ZM57 55H58V53H57ZM61 55V54H60ZM60 55H58V56H60ZM63 56L65 55V53L64 54H62ZM61 55V56H62ZM108 57H107V56ZM237 55H240V54H237ZM249 55V54H248ZM256 55H253V56H246L248 59H251V61L253 62V58L254 59H257L258 57H259V55H258V57L256 56ZM91 56L94 58V56L95 57H97L96 59L94 58V59H92L91 60ZM209 56V55H208ZM32 57H35V59H32ZM69 58V59H68ZM85 58V59H84ZM101 58V59H100ZM239 58H240V56H239ZM25 59H27V60H29V62H31V63H27V65H29V64H31V66L29 65L28 67L30 68L29 69V71H26L24 74L25 75H23L21 72H24V70H26L27 68H26V64L23 66V67H19V66H22V64L20 65H16V64H18L16 61H23V60H25ZM26 60V61H27ZM69 60H70V62L72 61V62H74V63H69ZM107 60V62H105ZM25 61V62H26ZM118 61V60H117ZM247 61V60H246ZM80 62H79V64H80ZM98 63V64H99ZM237 63V62H236ZM235 63V64H236ZM4 64H5V66H4ZM76 64H78L77 62H76ZM98 64H95V66L96 65H98ZM259 64V63H258ZM9 65H10V67L12 66V68H10L9 67ZM14 65H15V67H14ZM16 66H17V68H16ZM100 66V67H101ZM3 67H5L4 69H3ZM7 67H9V69L7 68ZM19 67V68H18ZM25 67V68H24ZM44 67H46L45 69L46 70H48L47 69V67H50L49 68V71H51V72H54V71H57V73L58 74H53L52 75V78L50 77V75L48 76V75H46L45 76V74H46V72L45 71H43L44 70ZM106 67V68H105ZM248 67H250V66H248ZM13 68H14V70H13ZM22 69V68H24V70L22 71V70H19L20 71V73H19V71H18V69ZM76 68V67H75ZM96 68H98L97 70H95ZM239 68V67H238ZM252 68V67H251ZM250 68V69H251ZM77 69V68H76ZM101 69V68H100ZM102 69V70H103ZM258 69V68H257ZM11 70H13L11 73H10V71ZM31 70V71H30ZM80 70V69H79ZM97 71V72H95V71ZM238 70V69H237ZM254 70V69H253ZM33 71V73H32V75L31 74H29L30 76H29V78L27 77V78H25L26 77V75H27V73H31ZM111 71H110V73H111ZM79 72V71H78ZM82 72V71H81ZM17 73V74H16ZM35 73V74H34ZM100 74L99 76L98 75H96V74ZM110 73H109V75H110ZM14 76V78L16 79H14L15 81H17V82H15L14 80V82L11 80V79H13L11 76L12 75ZM16 74V75H15ZM21 74L23 75V76H25V77H21ZM47 74H49V72H47ZM63 74V75H62ZM84 74H85V76H86V79H84ZM112 74V73H111ZM9 75H11L10 77H11V79H10V77H9ZM20 75V76H19ZM35 75H37V77H39L38 78V80L37 81H39V83L38 82H36L37 84V86H38V91H39V94L40 95H37L38 97H36L35 95L33 96V97H31V95H29V97L28 96H26V95H22V93H24V91L26 90H24V88L22 87V91H19V90H21V88L19 87V89H18V85H20L21 84V82H20V80H22V85H26V86H28V84H29V86H30V84L32 85V83H31V81L33 82V81H36L35 79H37V77L35 76ZM55 75V76H54ZM94 75H96L95 77H93ZM242 75V74H241ZM31 76H32V78H31ZM44 76V77H43ZM101 76V77H100ZM33 77H35V79L33 78ZM47 77V78H46ZM55 77V78H54ZM54 78V79H53ZM83 78V79H82ZM101 78V79H100ZM18 79V80H17ZM28 79H30V80H28ZM46 79V80H45ZM51 79V80H50ZM55 80V81H53V80ZM65 79V80H64ZM108 79H110V80H108ZM114 79V80H113ZM252 80H253V78H251ZM256 79V78H255ZM9 80H11V82L9 81ZM25 80V81H24ZM63 80H64V82H63ZM72 80V79H71ZM83 80H85L84 81V83L85 84H82L83 83ZM97 80V79H96ZM104 81V82H107V81ZM7 81H9L8 83H6ZM24 81V82H23ZM29 83H28V82ZM27 82V83H26ZM73 82V81H72ZM93 82V83H92ZM114 82V83H113ZM142 82V81H141ZM140 82V83H141ZM35 83V82H34ZM33 83V84H34ZM122 83H124V85L122 84ZM82 84V85H81ZM95 84V85H94ZM102 84H103V86H102ZM21 85V86H22ZM50 85H52L53 86V88L50 86ZM74 85H76V86H74ZM127 85V86H126ZM141 85H142V83H141ZM25 86V87H26ZM42 86H43V84H42ZM50 86V87H49ZM93 86V87H92ZM32 87V86H31ZM31 87H28L29 89L31 88ZM54 87H56V88H54ZM92 87V88H91ZM102 87L105 89V92L104 91H102ZM114 87V89L116 88V90H114L113 92H112V88ZM41 88V87H40ZM131 88H133V90L134 91H131L132 89ZM35 89H36V87H35ZM35 89L33 88V90H34V92H35ZM48 89V90H49ZM92 89H94V90H92ZM31 90V89H30ZM52 90V91H53ZM136 90H138L137 92H135ZM27 91V90H26ZM26 91H25V93H26ZM43 91V92H42ZM51 91V92H52ZM253 93L255 94V96L256 97H259V93L257 92V89H256V87H254L253 88ZM34 92H33V94H34ZM41 92V93H40ZM58 92V93H57ZM129 92V93H128ZM133 92V93H132ZM32 93V91L30 92V94ZM36 93H38V92H36ZM98 94V96H97V94ZM105 93V94H104ZM2 94V95H1ZM47 94V93H46ZM53 94H55V92H53ZM101 94H104V97L103 96H101ZM131 94H132V96H131ZM258 94V95H257ZM5 95V96H4ZM28 95V94H27ZM52 94H50V96H51ZM60 95V96H59ZM100 95V96H99ZM137 95H138V97H137ZM46 96V95H45ZM59 96V97H58ZM28 97V98H27ZM107 97H109L108 99H107ZM146 97V98H145ZM264 97V96H263ZM31 98V99H30ZM43 100H41V101H43V103H45L46 101H47V99L49 98V95H47V97H45V99L43 98V97H41ZM95 98H96V100L98 99V101H96L95 100ZM130 98H132V100L130 101ZM26 99V100H25ZM50 99V98H49ZM48 99V100H49ZM53 99V98H52ZM114 99V100H113ZM116 99V100H115ZM32 100V101H31ZM92 100H94V102L92 101ZM108 100V101H107ZM113 100V101H112ZM122 100V101H121ZM134 100V101H133ZM35 101H36V99H35ZM59 101V100H58ZM117 101V102H116ZM119 101V102H118ZM263 101V100H262ZM34 102V101H33ZM51 103L49 104V105H52V101H50ZM136 102V101H135ZM264 102V101H263ZM29 103V104H30ZM39 103V102H38ZM42 103V102H41ZM73 103V104H72ZM91 103L89 104V105H91ZM139 103H141L140 105H139ZM35 104H37V102H35ZM53 104H57V102L55 103H53ZM81 104H83L82 102H81ZM85 104V103H84ZM94 104V105H93ZM119 104V105H118ZM31 105V104H30ZM32 105H33V103H32ZM31 105V106H32ZM48 105V103L46 104V106ZM77 105V104H76ZM88 104H86V107H88V108H91L90 106H89ZM99 105V107H97ZM121 105V106H120ZM144 105H142L141 106V108H142V110L144 111H146V106H144ZM35 106H38V105H35ZM43 104L40 106V108L42 107L43 108ZM79 106V105H78ZM84 106V105H83ZM39 107V106H38ZM56 107V106H55ZM80 107H81V105H80ZM115 107H116V109H115ZM122 107V108H121ZM134 107V106H133ZM132 107V108H133ZM143 107H144V109H143ZM150 107H151V105H150ZM36 108V107H35ZM44 108H46L45 106H44ZM53 109H54V107H52ZM62 108V109H61ZM140 108V109H141ZM38 109V108H37ZM49 109V108H48ZM92 109V110H93ZM115 109V110H114ZM127 109H124V111L125 110H127ZM128 109V110H129ZM139 109V110H140ZM148 109V108H147ZM39 110V109H38ZM50 110V109H49ZM52 110V109H51ZM87 110H89V109H86V111ZM91 110V109H90ZM92 110L91 111H88V112H92ZM99 110H100V113H99ZM111 110H113L112 111V113H111ZM116 110V111H117ZM152 110V109H151ZM7 111V112H6ZM110 112V115L107 113V112ZM137 111V110H136ZM143 112L144 114L145 113H150V111L148 110V112L146 111V112ZM48 112V111H47ZM47 112H45V113H47ZM85 112V111H84ZM93 112V113H94ZM133 113H134V111H132ZM153 112V111H152ZM42 113L44 114V115H42ZM124 112H122V114H123ZM127 115H128V113L127 112H125ZM124 113V114H125ZM136 113V112H135ZM48 114V116L50 115L49 113H47ZM82 114V113H81ZM141 114V113H140ZM144 114H143V116H144ZM151 114H154V113H151ZM244 114H245V117L247 116L248 117V119H245V120H247V121H249L248 122V124L244 127V125L241 123L240 124V127H241V130H249L250 132H253L255 129H256V132H257V130H260L261 129V123L264 121V110H260L259 109V107H258V105L257 104H255V105H253V106H250V111H248V110H246V111H244ZM126 115V117H124V115H119V117H121V119H123V117L125 118V120L127 119H129V118H127L128 116ZM148 115V114H147ZM42 116V117H41ZM51 116V115H50ZM49 116V117H50ZM131 116V115H130ZM132 116H135V115H132ZM132 116H131V119L130 120H133L134 118H132ZM140 116V115H139ZM22 118L23 119V122H22V120H20L19 122H17V119L18 118ZM60 117V116H59ZM46 118V117H45ZM106 118V117H105ZM105 118H102V115L100 116V117H98V119H100L99 121H101V123L104 121V126L106 127L107 125V123H109V121H110V119H109V121L107 120H103V119H105ZM109 118V117H108ZM107 118V119H108ZM112 118H113V115H112ZM197 118V117H196ZM196 118L195 119H193V123H194V120H195V122H196ZM207 117H205L204 118V120L206 119ZM116 119V118H115ZM135 119H136V117H135ZM135 119H134V121H135ZM140 119H142L141 117H140ZM148 119V118H147ZM151 119V118H150ZM197 119H200V120H202V123H203V117H202V119L200 118V117H198ZM209 119V121L211 120V123L213 124V123H215L212 119H210V118H208ZM47 120V121H48ZM91 120H92V118H91ZM90 120V121H91ZM103 120V121H102ZM119 120V119H118ZM124 120V121H125ZM126 120V121H127ZM43 121H45V119L43 120ZM58 121H60V120H58ZM61 121H63V120H61ZM112 121V120H111ZM114 121V120H113ZM120 121H122V120H120ZM120 121H119V123L118 124H121V126L124 124V127H125V123L128 125V123L125 121V123H120ZM123 121V122H124ZM207 121V119L205 120V122H204V126H206L207 124H210V122L208 123V122H206ZM244 121V120H243ZM49 122H51V121H49ZM53 122V121H52ZM130 122L131 121H129V124H130ZM136 123H137V119H136V121H135ZM138 122H139V120H138ZM92 123H94V122H92ZM100 123V122H99ZM101 123H100V125H101ZM106 123V124H105ZM113 123V122H112ZM134 123V122H133ZM192 123V124H193ZM201 123V124H202ZM207 123V124H206ZM23 124V125H24ZM64 124V123H63ZM66 124V123H65ZM87 124V125H86ZM132 124V123H131ZM137 124H139V123H137ZM196 124V123H195ZM197 124H200V123H198L197 122ZM196 124V125H197ZM200 124V125H201ZM26 125V126H27ZM58 125V124H57ZM60 125V124H59ZM67 125V124H66ZM112 125L113 124H111L110 125V127H112ZM114 125H115V123H114ZM194 125V124H193ZM36 126H38V128L37 129H35L34 127H36ZM46 126V125H45ZM49 126V125H48ZM53 126V125H52ZM54 126H56V125H54ZM116 126V125H115ZM114 126V127H115ZM118 127H119V129H120V127L121 126H119V125H117ZM129 126V125H128ZM131 126V125H130ZM199 126V125H198ZM212 126H215V129L218 131V129L216 128V124H214V125H211V128H212ZM64 127V128H63ZM62 127V132H63V130H66L67 131V129H65V125ZM96 127V126H95ZM95 127H94V129H95ZM104 127V128H105ZM108 127H109V124H108ZM107 127V128H108ZM113 127V130L115 129ZM117 127V128H118ZM123 127V130H124V132H123V130L122 129H120V134H124L125 132H126V134H127V130L129 129V127H125L124 128ZM133 127V126H132ZM142 127V126H141ZM192 126H190V128H191ZM200 127V126H199ZM198 127V128H199ZM202 127H203V125H202ZM207 127L209 128V125H207L205 128V130H207ZM51 128V127H50ZM106 128V129H107ZM122 128V127H121ZM194 128V127H193ZM193 128H191L190 129V131L193 129ZM214 128V127H213ZM29 130H30V128H28ZM47 129V128H46ZM49 129V128H48ZM47 129V130H48ZM52 129V128H51ZM51 129H49V130H51ZM54 129H56L55 127H53V130ZM106 129H103L104 131H106ZM118 129V130H119ZM196 129V130H195ZM203 129V128H202ZM201 128L200 129H198V130H202ZM210 129V128H209ZM208 129V130H209ZM215 129L213 130V132L215 131ZM49 130L48 131H46V132H49ZM56 130H59V128L58 129H56ZM60 130H61V126H60ZM108 130V129H107ZM112 130V129H111ZM126 130V131H125ZM133 130V129H132ZM132 130H130V132H132ZM189 130V129H188ZM194 130H195V132H197L198 130H197V127L196 128H194ZM66 131H64L65 133H66V135H68L69 136V138L68 139H66L65 138V136L66 135H64L63 137L66 139V140H69V142L68 141H66L64 138H61V143L59 142V143H56V144H61L62 145V147L63 148H66V149H68L67 148V144H66V147H64V145H65V142H64V140L68 143V144H70L69 146L71 147V145H73V144H71L70 142H71V140H70V138H73V140H74V138L75 137H70V135H69V133H68V131L66 132ZM93 131V130H92ZM92 131H90V132H92ZM97 131V130H96ZM109 131H110V129H109ZM134 131V130H133ZM140 131H142V130H140ZM185 131H187V130H185ZM200 131H198L197 133L199 134V132ZM261 131V130H260ZM30 132V131H29ZM32 133H33V131H31ZM53 132V131H52ZM61 132V133H62ZM75 132H77V131H75ZM90 132H88V133H90ZM99 132V131H98ZM97 132V133H98ZM107 132V131H106ZM129 132V131H128ZM135 132V131H134ZM143 132V131H142ZM142 132L141 133H139V132H137V135H139L140 134V136H138V137H141V135H142ZM189 132V131H188ZM188 132H185V133H187V134H184V135H187L188 136ZM209 132H212V131H209ZM32 133H31V135H32ZM35 133V132H34ZM56 133V132H55ZM60 133V132H59ZM64 133V134H65ZM68 133V134H67ZM86 133V132H85ZM84 133V134H85ZM192 133H194V131L192 130L191 132H190V134H192ZM197 133H194V135L195 134H197ZM204 133V131L202 132V134ZM215 133V132H214ZM220 133V132H219ZM254 133V132H253ZM28 134V133H27ZM44 134H46V133H44ZM47 134H49V133H47ZM58 134V133H57ZM63 134V133H62ZM81 134V133H80ZM79 134V135H80ZM92 134H94V133H92ZM92 134H90V135H92ZM122 134V136L121 135H119V138H123V135ZM134 134H136V133H134ZM190 134H189V136H188V139H187V141L188 142H190L191 141V139L192 138H194L193 136H191L190 137ZM196 135L197 136V138H194V139H199L198 138V136L199 135ZM201 134V135H202ZM211 134V133H210ZM213 134V133H212ZM217 134V133H216ZM34 135V134H33ZM53 135V134H52ZM51 135V136H52ZM56 135V134H55ZM73 135V134H72ZM86 135V134H85ZM95 135V134H94ZM128 135V134H127ZM127 135H125L124 136V138L127 140L128 138H129V136H132V134L131 135H129V136H127ZM181 135H182V133H181ZM209 135V134H208ZM30 136V135H29ZM36 136V135H35ZM39 136H40V134H39ZM39 136H38V138H39ZM43 137H45L44 135H42ZM50 136V137H51ZM54 136V135H53ZM60 136L62 137V135L60 134L59 136L57 135L56 137H59L58 139L60 140ZM86 136H89V135H86ZM93 136V135H92ZM121 136V137H120ZM136 135H134V136H132V137H130L129 138V142H130V139L131 140H133L132 142L134 143H130V145L132 144L133 145V147H134V145L136 144V142H137V138H134ZM186 136V137H187ZM210 136V135H209ZM212 136V135H211ZM215 136V135H214ZM218 136V135H217ZM222 135H220V138L222 139V137H221ZM13 137V136H12ZM26 137V136H25ZM49 137V139H51ZM189 137H190V141H189ZM11 138V137H10ZM28 138V137H27ZM30 138V137H29ZM36 138V137H35ZM41 138V137H40ZM39 138V139H40ZM78 138H80V136H78ZM84 138V137H83ZM86 138H88V137H86ZM111 138V137H110ZM116 138H117V135H116ZM116 138H114V139H116ZM135 140H134V139ZM142 138V137H141ZM140 138V139H141ZM186 139L185 137H182V139H180V141L181 140H184V139ZM208 138V137H207ZM215 138V137H214ZM43 139V138H42ZM46 139V137L44 138V140ZM57 139V140H58ZM64 139V140H63ZM77 139V138H76ZM75 139V140H76ZM212 139V138H211ZM218 139H219V137H218ZM220 139V140H221ZM12 140V139H11ZM19 140H22V139H19ZM18 140V141H19ZM27 140V139H26ZM41 140V139H40ZM53 140V139H52ZM52 140H51V142H52ZM72 140V141H73ZM81 140V139H80ZM85 140V139H84ZM87 140H89V139H87ZM101 140V139H100ZM123 140V139H122ZM209 140V139H208ZM220 140H219V145L217 144V142H216V140H215V142H216V146H218V147H220ZM223 140V139H222ZM28 141V140H27ZM26 141V142H27ZM106 141V140H105ZM113 141V140H112ZM121 141V140H120ZM119 141V142H120ZM195 141V140H194ZM199 141V140H198ZM210 141V140H209ZM212 141V140H211ZM20 142V141H19ZM26 142H23V143H26ZM41 142H42V140H41ZM47 141L45 140V143H46ZM53 142H54V140H53ZM63 142V143H62ZM78 142V141H77ZM81 142V141H80ZM138 142H139V140H138ZM205 142V141H204ZM203 142V143H204ZM208 142V141H207ZM10 143V142H9ZM30 143V142H29ZM48 143V142H47ZM72 143H74V141L72 142ZM76 143V142H75ZM95 143V142H94ZM94 143H92V144H94ZM109 143H111V142H109ZM177 143V142H176ZM192 144H193V142H191ZM209 143V142H208ZM212 143V142H211ZM13 144V143H12ZM12 144H10V148L13 146ZM22 144V143H21ZM20 144V145H21ZM42 144V143H41ZM77 144V143H76ZM75 144V145H76ZM81 144V143H80ZM83 144V143H82ZM121 144V143H120ZM119 144V145H120ZM177 144H180V143H177ZM182 144H183V142H182ZM185 144H187V143H185ZM192 144H190V145H192ZM205 144H206V142H205ZM204 144V145H205ZM12 145V146H11ZM44 145V144H43ZM47 145V144H46ZM99 145V144H98ZM113 145V144H112ZM137 145V144H136ZM135 145V146H136ZM188 145V144H187ZM203 144L201 145V146H204ZM212 145H214V143L212 144ZM19 145H17V147H18ZM25 146V145H24ZM23 146V147H24ZM51 146H52V144H51ZM80 146V145H79ZM94 146V145H93ZM108 146V145H107ZM125 146H127V145H125ZM124 146V147H125ZM176 146V145H175ZM178 146H180V145H177V147ZM185 146V145H184ZM194 146V145H193ZM192 146V147H193ZM199 146L200 145H198V146H196L197 147V149L199 148ZM210 146V145H209ZM8 147V146H7ZM14 147V146H13ZM19 147H22V145L21 146H19ZM59 147H61V146H59ZM75 147V146H74ZM74 147L73 148H71V150L72 149H74ZM82 147V146H81ZM81 147H80V149H81ZM104 147H106V146H104ZM109 147V146H108ZM106 148L107 150H109V148ZM115 147V146H114ZM122 147V148H121ZM132 146H131V148H129V146H127L126 148L127 149H132L133 148ZM195 147V146H194ZM206 145L204 146V149H203V152H204V150H206ZM208 147V146H207ZM215 147V146H214ZM217 147V148H218ZM48 148V146L46 147V149ZM53 148V147H52ZM55 148V147H54ZM87 148V147H86ZM100 148V147H99ZM118 148V147H117ZM120 148L122 149V151L124 152V153H126L127 152V149L125 148H123V146L122 145H120ZM201 148V147H200ZM231 148V147H230ZM235 148V147H234ZM242 148V147H241ZM243 148H245V147H243ZM243 148H242V150H239V148H237L239 151H234L235 149H231V150H233L232 152L233 153H235V154H238L237 156H239V158L236 156V158L237 159H240L239 161H240V163H238L239 164V168H237V166L236 165H238L237 163H236V165H233V162H230L231 160H230V157H231V152H227L225 149H224V151L226 152H224V154H222V156H220L219 157V159L220 160H222L223 162L221 163V162H218L217 164L215 163L214 165H219L220 167H223V168H225V169H220L221 171H222V173L220 172V176L225 172L224 170H226V172L225 173H228V171H229V173H233L235 170V174H245V175H243V177L244 176H247L248 178H249V175H250V177L251 178H254V175L255 176H257V178H255V180L256 179H258L259 178V181L258 182H261L260 180L262 179H264V173H262V172H264V158H263V156L262 155H260L258 152H259V150L258 151H256L255 152V154H254V152L251 150V149H247V150H251L250 152L249 151H245V150H243ZM250 148V147H249ZM8 150H9V148H7ZM13 149V148H12ZM19 149H21V148H19ZM24 151H26V154H28L27 155V161L25 160V163H27L26 165L28 166H23V168H21L20 167V165L18 164V163H14L13 162V160L14 159H12V162L13 163H11L12 165L14 164V166H12L11 167V164H10V166H8V167H6V164L8 165V163H3V164H5L3 167L1 166V164H0V264H98V261H100V258H104V253H103V245H101L100 246V244H102V238L104 237V236H101L100 237V234H102V232H103V228H104V223H103V218L102 219H100V217H102V216H97V217H99V220H98V222L96 223V225L94 224V223H92V219L90 218V214H89V210L88 211H84V212H80V211H78V209H77V207L78 206H76V205H78V204H76V202L77 201H75L74 202V199H73V197H72V195L70 194V193H67L69 196H71L72 198H70L69 200H64L63 198L62 199H60L61 198V196H62V194L65 196V192L63 191V189L62 188H60L59 190H62L63 192H62V194H61V196H60V198L58 197V196H56L55 195V193H53L54 192V190H52L54 187V189H58L57 187H61V185L63 184H59V183H57V175L58 174H55V170L53 169V167L51 166L50 167V169L52 168L53 170H50L49 171V174H48V176L52 179L53 177H54V179H55V183L57 184H55L54 182H53V184L50 182V181H48L47 180V178H49L48 176H46L45 174L43 175V176H46V177H43L42 179H40L42 176H40V178L39 179H37V177L36 178H34V176L32 177L31 175L33 174L32 172H36V174H37V171H36V168H38V170H39V167H42V166H39V165H41L44 161L43 160H39V158H41V157H38V159L36 158L35 159V156L37 155H40L39 154V152H40V150H41V145L37 142H32L29 146H25L24 148ZM45 149V150H46ZM70 149V148H69ZM77 149V146L75 147V150ZM101 149V148H100ZM119 149V148H118ZM120 149V150H121ZM124 149V150H123ZM181 149L183 150V149H185L184 147H182L181 146ZM196 149V148H195ZM209 149V148H208ZM206 150L207 151V153H206V157H205V154L203 155V152H202V149L199 151L200 152V154H201V152H202V154H201V158H202V156L206 159L207 157H208V155L207 154H209V156H210V154H212V153H209V151L210 152H212L211 150ZM236 149V150H237ZM4 150H1L0 152H2V151H4ZM8 150L6 151V153L8 152ZM15 150V149H14ZM17 150V149H16ZM44 150V151H45ZM53 150H55V149H53ZM59 150H60V148H59ZM64 150V149H63ZM70 150V151H71ZM86 150V149H85ZM85 150L83 151V152H85ZM94 150V149H93ZM97 150V149H96ZM103 150V149H102ZM113 150H114V148H113ZM117 150V149H116ZM125 150H126V152H125ZM130 150L128 151V154L130 153ZM179 150V149H178ZM181 150V151H182ZM192 150V149H191ZM190 150V148H186V150L185 151H189V153H186L185 151H183V154L182 155H184L185 153H186V156L189 154V155H191V156H193L194 154H193V152L194 151H191ZM212 150H213V148H212ZM218 150H219V152H222V151H220L221 150V148L219 149L218 148ZM231 150H229V151H231ZM42 151V150H41ZM61 151V150H60ZM72 151H74V150H72ZM71 151V152H72ZM103 151H105V149L103 150ZM198 152V150H195V152ZM214 151H216V150H214ZM241 151H244V152H246V155L245 154H243V153H241ZM261 151V150H260ZM10 152H11V150H10ZM20 152V151H19ZM48 152H50V150L48 151ZM52 152V151H51ZM57 152H58V149H57ZM100 152V151H99ZM98 152V153H99ZM107 152V151H106ZM118 152H120V154L118 155L119 157H121L122 158V155L124 156V154L121 152V151H119L118 150ZM133 152V151H132ZM179 152H180V150H179ZM196 152V153H197ZM252 152H253V154H252ZM11 153H15V151H12ZM22 153H23V151H22ZM21 153V154H22ZM25 153V152H24ZM46 153H47V150H46ZM61 152H59V154H60ZM64 153V152H63ZM94 153H95V151H94ZM115 153H116V151H115ZM174 153V152H173ZM205 153V152H204ZM215 154L216 153H218V152H214ZM213 153V154H214ZM227 153H230V154H227ZM247 153H248V157H246L247 156ZM256 153H258V154H256ZM2 154V153H1ZM26 154L24 155L25 157H26ZM51 154V153H50ZM49 154V155H50ZM56 154V153H55ZM65 154V153H64ZM75 154V153H74ZM79 154H82V153H80V151H79ZM84 154V153H83ZM87 154V153H86ZM96 154V153H95ZM133 154L134 153H132L131 155L133 156ZM175 154H176V152H175ZM174 154V155H175ZM197 154H199V153H197ZM220 154V153H219ZM250 154V155H249ZM8 155V154H7ZM7 155H6V157H7ZM45 155H47V154H45ZM61 155V154H60ZM68 155H69V153H68ZM67 154L66 155H63V156H66L65 158H64V160L67 158V156H68ZM88 155V157H89V153L87 154ZM94 155V154H93ZM99 155V154H98ZM97 155V156H98ZM103 155H104V153H103ZM108 155H110L109 153H108ZM172 155V154H171ZM174 155H172V157H170V158H172L173 159V156ZM178 155V154H177ZM188 155V156H189ZM261 156V157H258V156ZM2 156H3V154H2ZM15 156H17V155H15ZM18 156H19V154H18ZM17 156V158H19V157H22V156H19L18 157ZM51 156V155H50ZM54 156V155H53ZM57 156V155H56ZM59 156V155H58ZM72 156H74V155H72ZM76 156H78V155H75L74 157H76ZM106 155H104L103 157H105ZM131 156V157H132ZM199 157H200V155H198ZM198 156H196L195 158H197ZM5 157V158H6ZM60 157V156H59ZM61 157H62V155H61ZM72 158V157H70L71 159H75V158ZM86 157V156H85ZM167 157V156H166ZM197 158L198 160L200 159V158ZM213 158H211L210 157V159H212V160H215L214 158H216V156L214 157V156H212ZM246 157V158H245ZM0 158H2V157H0ZM4 158V157H3ZM15 158V157H14ZM24 158V157H23ZM43 158H44V156H43ZM42 158V159H43ZM90 158V157H89ZM96 158V157H95ZM101 158V157H100ZM112 158V157H111ZM124 158H125V156H124ZM128 158V157H127ZM170 158H169V160H170ZM180 158V157H179ZM179 158L177 157V159L175 158V156H174V159L173 160H171V161H173L175 164L176 163H178L176 160H179ZM204 158H202V160L204 159ZM229 158V160H227V161H229V162H227L226 161V159H228ZM232 158V157H231ZM248 158V159H247ZM10 159V158H9ZM9 159H7V162H8V160ZM22 159V158H21ZM47 159H48V156H47ZM56 159H58V160H61L60 158H56ZM87 159V158H86ZM190 159H192V158H190ZM205 159L203 160V161H205ZM232 159H234V158H232ZM237 159H234V161L235 160H237ZM16 160V159H15ZM19 160V159H18ZM45 160V159H44ZM49 160V159H48ZM90 160H91V158H90ZM90 160H88V163H89V161ZM103 160V159H102ZM108 160H110V158L108 159ZM131 160V159H130ZM129 160V161H130ZM175 160V161H174ZM180 160H181V158H180ZM186 160V159H185ZM198 160H194V158L192 159V162L194 161V163H191V161L190 160H188V158H187V160L186 161H190V162H186L187 164L188 163H190L191 165L192 164H195V162L197 163V161ZM209 160V159H208ZM207 159H206V161H208ZM248 160H249V162H248ZM6 161V160H5ZM4 161V162H5ZM51 161V160H50ZM50 161H48V162H50ZM62 161V163L64 162L63 161V159L61 160ZM74 161V160H73ZM72 161V162H73ZM76 161V160H75ZM125 161V159L123 160V159H119V162H124ZM126 161H127V159H126ZM166 161H168V160H166ZM165 161V162H166ZM171 161H169V162H167L166 164H169V166H171V168H172V172L173 173H171L170 171L169 172H166L167 173V175L166 174H164V175H162L161 173L162 172H158L159 173V175L161 174L162 176H164L165 177V180L167 179V178H169L171 181H169V182H173L174 183V179H179V180H177L178 181V185H180L181 183V180H184V182H183V186L182 185H180V186H182V187H186V188H192L193 189V187H194V189H197L198 191L196 192V190H195V192L192 190V192H194L195 194H197L198 192L200 193V194H203L204 193V195H205V190H204V192L202 191V188H203V185L205 184V182H207L208 180L207 179H204L203 180V184H201L200 182H199V184H198V182H196V184H193V181H192V183H190L191 181H190V178H189V180H188V177L190 176V175H188V176H186V174H185V172H182V170H179L180 168H177L178 166H179V164H177V165H174L173 163H172V165H171ZM181 161H184L183 159L181 160ZM201 161V159L198 161L199 163H201L200 162ZM217 161H218V158H217ZM238 161V160H237ZM9 162H11L10 160H9ZM17 162V161H16ZM20 162V161H19ZM22 162H23V160H22ZM57 162H59V161H57ZM65 162H67V161H65ZM69 162V161H68ZM67 162V163H68ZM71 162V163H72ZM79 162V164H80V162L81 161H78ZM84 162V161H83ZM92 162V161H91ZM94 162H95V160H94ZM112 162V161H111ZM110 162V163H111ZM115 162H116V160H114V162H113V166H114V164H115ZM117 162H118V160H117ZM185 162V161H184ZM236 162V161H235ZM61 163V162H60ZM61 163V164H62ZM77 163V162H76ZM86 163H87V160H86ZM87 163V165L88 166H90L91 165V163H90V165ZM107 163V162H106ZM110 163H109V166H111L110 165ZM131 163V162H130ZM183 163V162H182ZM207 163V162H206ZM221 163V164H220ZM231 163H232V165H231ZM24 164V163H23ZM22 164V165H23ZM36 164H38L37 166H39V167H35L36 166ZM44 164H45V162H44ZM52 164V163H51ZM64 164H66V163H64ZM74 164V163H73ZM73 164H72V167H73ZM96 164V163H95ZM94 163H92V165H95ZM119 165H120V167H124V164L122 163V166H121V163H118ZM125 164H126V162H125ZM187 164H182V166H181V164H180V166L181 167H183V165L185 166V165H187ZM189 164V165H190ZM48 165V164H47ZM47 165H45L44 166V168H49V166H47ZM53 165H54V163H53ZM56 165V164H55ZM82 165V164H81ZM80 165V166H81ZM86 165V166H87ZM91 165V166H92ZM201 165H202V163H201ZM199 166V164H198V167H201V169L203 170V168H204V166H203V168H202V166ZM206 165V164H205ZM240 165H243L242 166V169L240 168ZM244 165L246 166V167H244ZM58 166V165H57ZM60 166H62V165H60ZM77 166V165H76ZM79 166V165H78ZM83 166V165H82ZM97 164H96V168H97ZM118 166V165H117ZM126 166H128V164H126ZM135 166V165H134ZM167 166V165H166ZM174 166V167H173ZM177 166V167H176ZM188 166V165H187ZM208 166V165H207ZM207 166H206V169H207ZM213 166V165H212ZM232 166H234V171H233V169L231 168ZM6 167V168H5ZM66 167H69V166H66ZM71 167V166H70ZM100 167V166H99ZM104 167V166H103ZM112 167V166H111ZM115 167L116 166H114V169H115ZM129 167V166H128ZM186 167V166H185ZM216 167V166H215ZM227 167H229L228 168V170L226 169ZM262 167H263V169H262ZM55 169H56V166L54 167ZM62 168V167H61ZM77 168V167H76ZM81 168V170L83 169L82 167H80ZM94 168V167H93ZM132 168V164H131V167H130V169ZM134 168V167H133ZM137 168V167H136ZM260 168V170H261V173L263 174V176L262 175H259L260 174V171L258 170L257 171V169H259ZM58 169V168H57ZM87 169H88V167H87ZM92 168H90V170H91ZM100 169V168H99ZM103 169V168H102ZM108 169V168H107ZM126 169H127V167H126ZM199 169V168H198ZM41 170V169H40ZM44 170V169H43ZM43 170H41V171H43ZM60 170V169H59ZM63 170V169H62ZM71 170V168H69V171ZM72 170H74V168L72 169ZM83 170H85V169H83ZM89 170V171H90ZM104 170H106V168L104 169ZM116 172H119L118 171V169L116 168ZM121 170H122V173L124 172H126V170H123L122 168H121ZM132 170V169H131ZM131 170L129 171V172H131ZM178 170L180 171V172H178ZM202 170H200L199 169V171H198V174L196 173L197 172V168L195 169V171L193 172V173H196L195 174V181H198L199 179L198 178H202V174H201V176H200V171H202ZM230 170H232L233 172H231ZM263 170V171H262ZM45 171H46V169H45ZM48 171V170H47ZM66 171V170H65ZM78 171V170H77ZM87 171V170H86ZM89 171H87V172H89ZM97 171V170H96ZM103 171V170H102ZM102 171H100V174H103L102 173ZM189 173L191 172V171H189V170H187ZM204 172H202L203 174L204 173H206L205 172V169L203 170ZM211 170L209 169V172H210ZM257 171V172H256ZM73 172V171H72ZM71 172V173H72ZM74 172H75V170H74ZM84 172V171H83ZM90 172H92V171H90ZM99 172V171H98ZM110 172V171H109ZM115 172V171H114ZM115 172V173H116ZM128 172V171H127ZM133 172V171H132ZM187 172V173H188ZM191 172V173H192ZM208 171H207V173L205 174V175H212V173L210 172L209 173ZM213 172V174L215 175V171H212ZM215 172V173H214ZM82 173V172H81ZM80 173V174H81ZM120 173V172H119ZM119 173H117V174H119ZM157 172L155 173V175L156 174H158ZM165 173V172H164ZM223 174L222 175V178L224 179V181H228V179H229V177H231V175L229 176L228 174ZM250 173H252V174H250ZM42 174H43V172H42ZM61 174V173H60ZM64 174V173H63ZM65 174H67V172H65ZM70 174V173H69ZM84 174H86V173H84ZM91 174V173H90ZM90 174H88V175H90ZM93 174V173H92ZM96 174V173H95ZM106 174V173H105ZM117 174H115V175H117ZM132 174V173H131ZM136 174V173H135ZM154 174V173H153ZM152 174V175H153ZM247 174H249V175H247ZM37 175H39V174H37ZM82 175V174H81ZM87 175V174H86ZM124 175V174H123ZM158 175V176H159ZM161 175H160V178H161ZM196 175H198L199 177H197ZM205 175H204V177H205ZM214 175H212V176H214ZM217 175V174H216ZM226 175H228V177L226 176ZM241 175V176H242ZM260 177H259V176ZM67 176V175H66ZM75 176H76V174H75ZM94 176V175H93ZM98 176V175H97ZM118 177L120 176L121 177V181H122V176H121V173H120V175H117ZM116 176V177H117ZM158 176L156 177L157 179H158ZM218 176H219V173H218ZM218 176L217 177H215V178H218ZM226 176V177H225ZM240 176V175H239ZM240 176V177H241ZM253 176V177H252ZM262 176V177H261ZM67 177H72V176H70V175H68ZM67 177H65V180H66V178ZM89 177L90 176H88V179H89ZM99 177H101V176H99ZM98 177V178H99ZM104 177V176H103ZM111 177V176H110ZM192 177V178H193ZM203 177V178H204ZM207 177H210L211 178V180H212V177L211 176H206L205 178H207ZM243 177L242 178H239L240 179V181L243 179ZM93 178V177H92ZM148 178V177H147ZM147 178L145 179L146 181H147ZM192 178H191V180H192ZM198 180H197V179ZM200 178V180H202ZM214 178V179H215ZM221 177L220 178H218V179H222ZM225 178H227V180L225 179ZM248 178H246V180L248 179ZM261 178V179H260ZM33 179V180H32ZM34 179H36V180H34ZM63 180H64V178H62ZM68 179V178H67ZM86 179V178H85ZM105 179V178H104ZM108 179V178H107ZM112 179V178H111ZM149 179H150V177H149ZM148 179V180H149ZM153 179H155V176H153ZM188 180L187 181V183H190V184H193V185H190V186H188L187 187V183H186V181L185 180ZM213 179V180H214ZM94 180H96V179H94ZM106 180V179H105ZM207 180V181H206ZM53 181V180H52ZM70 181H72V180H70ZM77 181V180H76ZM83 181H85V180H83ZM150 181V180H149ZM176 181V182H177ZM180 181V182H179ZM242 181H244V179L242 180ZM241 181V182H242ZM251 181V180H250ZM264 181V180H263ZM62 182V181H61ZM92 182V181H91ZM91 182H90V184H91ZM152 182H153V180H152ZM150 183V184H153V183ZM168 182V183H169ZM246 182V181H245ZM253 182L255 183V182H257V181H254L253 180ZM65 184H67L66 182H64ZM68 183H69V181H68ZM155 183V182H154ZM264 183V182H263ZM74 184V183H73ZM84 184V183H83ZM87 184V183H86ZM148 184V183H147ZM150 184H148V186L150 185ZM175 184V183H174ZM256 184V183H255ZM254 184V185H255ZM69 185V184H68ZM75 185V184H74ZM78 185V184H77ZM158 185V184H157ZM168 185H170V184H168ZM184 185H186V186H184ZM189 185V184H188ZM195 185V186H194ZM252 185V184H251ZM63 186H64V184H63ZM86 186V185H85ZM87 186H88V184H87ZM93 186H94V184H93ZM144 186V185H143ZM160 186V185H159ZM180 186H178V187H180ZM191 186H193V187H191ZM197 186L199 187V189L201 190V191H199V189L197 188ZM205 186V185H204ZM35 187H36V189H35ZM76 187V186H75ZM75 187H74V189H75ZM83 187V186H82ZM115 187V186H114ZM155 187V186H154ZM173 187V186H172ZM175 187V186H174ZM260 187L261 186H259L258 188L260 189ZM95 188V187H94ZM100 188V187H99ZM116 188V187H115ZM156 188H157V186H156ZM171 188V187H170ZM185 188V191H187V189ZM188 188V191H190V189ZM249 188V187H248ZM247 188V189H248ZM255 188V187H254ZM67 189V188H66ZM74 189H72L73 191H74ZM82 189V188H81ZM204 189H206L205 187H204ZM257 189L256 188V190H258V192L255 190L254 192H256V193H253L252 195H250L249 193H247V194H249L246 198H245V196H244V198L245 199H243V197H242V199L243 200H240V201H243L242 202V205H243V203H244V206H242L243 207V215L241 214V219H242V221H241V219H240V221H241V223H239L238 222V225L237 226H239V228L237 227V230H236V232H237V236L239 235V234H243L245 237H246V240L247 241H249V242H247L246 240H245V242H246V244H247V246H246V248L250 251V252H253V254H251V256L249 257V262H247L246 264H256V262H257V258L255 257V251H258V253L259 254H261L262 255V259H263V263L262 264H264V187L262 188V189ZM83 190V192H84V190H86V187H85V189H82ZM81 190V191H82ZM95 190V189H94ZM105 190H107V189H105ZM102 191L101 190V192H106V191ZM182 190H184V189H182ZM182 190H180V188H179V191H182ZM56 191V190H55ZM72 191V192H73ZM78 191H79V188H78ZM81 191H79V192H81ZM87 191V190H86ZM86 191H85V194H86ZM98 192V190H97V188H96V190H95V192ZM57 192V191H56ZM59 192V191H58ZM57 192V193H58ZM77 192V191H76ZM82 192V194L84 195V193ZM88 192V191H87ZM97 192H96V194H97ZM117 192V191H116ZM143 192V191H142ZM184 192V191H183ZM201 192H203V193H201ZM74 193V192H73ZM182 193V192H181ZM190 193V192H189ZM240 194L239 195H243L242 194V192H239ZM251 193V192H250ZM59 194V193H58ZM59 194V195H60ZM77 195L76 196H78V197H75V199L76 200H78L81 196H82V194L80 193V195L78 194V193H76ZM89 193H87V195H88ZM92 194V193H91ZM93 194H94V191H93ZM105 194V193H104ZM111 194H113V193H111ZM183 194V193H182ZM185 194H186V192H185ZM56 196V198H53V197H55ZM64 196H62V197H64ZM67 196V195H66ZM66 196H65V198H66ZM69 196H68V198H69ZM74 196V195H73ZM89 196V195H88ZM96 196H99V194L98 195H96ZM103 196V195H102ZM105 196V195H104ZM189 196H190V194H189ZM192 196V195H191ZM190 196V197H191ZM207 196H208V194H207ZM57 197H58V201L56 202V200L55 199H57ZM85 197H87L86 195H85ZM93 197H94V195H93ZM189 197V198H190ZM199 197V196H198ZM198 197H197V199H196V201L198 200ZM203 197V196H202ZM49 198H53L52 199V201H55L56 203H54V202H52V203H48V200H49ZM68 198H66V199H68ZM96 198H100V196L99 197H96ZM104 198V197H103ZM109 198V197H108ZM142 198V197H141ZM155 198V197H154ZM206 198V197H205ZM209 197H207L206 199H208ZM80 199H82L83 200V198L81 197ZM88 199L89 198H87V201H88ZM102 199V198H101ZM139 199H140V197H139ZM148 199V198H147ZM206 199H205V202H207L206 201ZM90 200V199H89ZM93 200H94V198H93ZM92 200V201H93ZM97 202H98V200L97 199H95ZM95 200L93 201V202H95ZM100 200V199H99ZM102 200H104V199H102ZM201 200V199H200ZM199 200V203L201 202V201H203V200H201L200 201ZM79 201V200H78ZM85 201V200H84ZM87 201H85V202H87ZM91 201V202H92ZM240 201H238L237 203H239ZM50 202V201H49ZM82 201H79L78 203H80V204H82L81 203ZM89 202V201H88ZM151 202V201H150ZM204 202V203H205ZM47 205H46V204ZM74 203V204H73ZM189 203L191 204V202L189 201ZM195 203H197V202H195ZM194 203V204H195ZM198 203V204H199ZM203 203V202H202ZM225 203V202H224ZM88 204V203H87ZM89 204H91V203H89ZM83 205H84V203H83ZM193 205V204H192ZM237 205V204H236ZM76 206V207H75ZM196 206V205H195ZM206 206V205H205ZM234 206V205H233ZM237 206H239V204L237 205ZM236 206V207H237ZM196 207H198V205L196 206ZM235 207V208H236ZM240 207H241V204H240ZM86 208V207H85ZM88 208V207H87ZM110 208V207H109ZM201 207H199L198 209H200ZM245 208V209H244ZM198 209H195L196 211H198ZM203 209V208H202ZM233 209V208H232ZM65 212H67V213H64ZM87 212V213H86ZM68 213L70 214L69 215V217L71 216V219L73 220V222H71L70 220L69 221H66V219H69L68 218ZM86 213V214H85ZM104 213H106V211L105 212H101V215L102 214H104ZM192 213H194V212H192ZM235 213H236V211H235ZM238 213V212H237ZM65 215V217H66V219H64L63 218V216ZM122 215V214H121ZM129 214H127V216H128ZM234 215V214H233ZM238 215H239V213H238ZM111 216H112V214H111ZM129 216H131V215H129ZM230 217V216H229ZM232 217V216H231ZM96 219V218H95ZM98 219V218H97ZM105 219V218H104ZM108 219H110V218H108ZM64 220H65V222H64ZM111 220V219H110ZM129 220V219H128ZM93 221H94V219H93ZM68 222H70V224H68V226H66L67 228H70L71 229V231L70 230H66L65 231V229H67L65 226H64V224L66 223V225H67V223ZM108 222V221H107ZM110 222V223H109ZM108 223L109 224H111V221H109ZM233 222H234V220H233ZM98 224V225H97ZM105 224H106V222H105ZM114 224V223H113ZM240 224V225H239ZM98 226H99V228H98ZM64 227V233L65 234H63V230H62V228ZM108 228V227H107ZM112 228H114V227H112ZM99 229H101V232H100V230ZM107 230V229H106ZM104 232H106V231H104ZM103 232V233H104ZM118 232V231H117ZM258 233H259V236H257L258 235ZM105 234V233H104ZM119 234V233H118ZM121 234V233H120ZM103 235V234H102ZM106 236V235H105ZM120 236V235H119ZM129 236H130V233H129ZM128 236V237H129ZM240 236V235H239ZM100 238H101V240H100ZM106 238V237H105ZM113 238V237H112ZM104 239V238H103ZM127 239V238H126ZM125 239V240H126ZM245 239V238H244ZM100 240V241H99ZM112 240H114V239H112ZM124 240V241H125ZM108 241V240H107ZM105 241H103V243H104ZM118 242V241H117ZM125 242H127V241H125ZM152 242V241H151ZM151 242H150V244H151ZM106 243V242H105ZM111 243V242H110ZM147 243V242H146ZM113 244H116V242L114 243L113 242ZM122 245H120V246H124L123 245V243H121ZM127 245L128 244H130V243H126ZM119 246V247H120ZM147 246V245H146ZM125 247V246H124ZM121 248V247H120ZM130 247H128V248H126L127 250L129 249ZM132 248V247H131ZM107 249V248H106ZM122 249V248H121ZM137 249V248H136ZM124 250V249H123ZM253 250H255V251H253ZM129 251V250H128ZM128 251L126 252V253H128ZM109 252V251H108ZM124 252V251H123ZM129 254H130V252H129ZM127 255V254H126ZM139 255V254H138ZM142 255H143V253H142ZM145 255V254H144ZM143 255V256H144ZM141 257V256H140ZM145 257V256H144ZM143 257V258H144ZM106 258V257H105ZM112 258H114L113 256H112ZM111 258V259H112ZM142 258V257H141ZM140 258V259H141ZM132 259V258H131ZM112 262H113V260H111ZM101 263V262H100ZM139 264V263H138ZM261 264V263H260Z\"/></svg>", "mask_w": 264, "mask_h": 264}, {"label": "crops", "instance_id": "obj_3", "mask_svg": "<svg viewBox=\"0 0 264 264\" xmlns=\"http://www.w3.org/2000/svg\"><path fill=\"white\" fill-rule=\"evenodd\" d=\"M256 86H255V85ZM254 87H256V89H257V92L259 93V97H256L255 96V94L253 93V91H251L250 92V94H251V100H252V103H251V105L250 106H253L254 104H259V105H261V107H259V109L260 110H264V81H261V82H256V81H251V88H252V90H253V88ZM243 89V88H242ZM236 90H238V87H237V89ZM145 94H146V96H147V100L149 101V104L151 105V107L154 109V111L155 112H157L158 113V110H159V108H160V105H155V100H154V97L153 96H150L149 95V93L148 92H145ZM245 94H247L246 92H244V95ZM258 95V94H257ZM263 100V101H262ZM256 102V103H255ZM257 104V105H258ZM149 105V106H150ZM172 110V108H170V98H166V102H165V107H164V110L165 111H163V112H166L167 110ZM214 112H213V114L214 115H220V113H221V111H222V105H217V104H215V107H214ZM155 112H154V114L153 115H155ZM230 114H232V113H230ZM210 118H212L213 119V121L215 122V123H213V124H216V128L218 129V133L219 132H221L223 135H225V139H227V141L228 142H230L229 141V139H231V141L233 142V140H232V138L228 135V133H227V131L222 127V121H220L219 119H215V117H213L212 115L210 116ZM246 119H248V117L246 116L245 117ZM237 119V120H236ZM236 119H232V120H234V122L235 123H238V121H239V123L237 124V125H235V126H233L232 128H231V130H229V133L231 134H233V136L234 137H238L237 135L235 136V134H236V131L237 130H241V128H240V124L242 123L243 125H244V127L248 124V122L249 121H247V120H245L244 119V121L243 120H239L237 117H236ZM159 122H161V128L162 129H164V134L163 135H161L159 138H158V140H163V138L165 137V135L166 134H170L171 132H170V130L168 129V126H170L171 124H174V120L173 119H165V118H163L162 117V120L161 119H159V121L157 122V124H159ZM207 126V125H206ZM206 126H204V130H198L199 128H197V130L198 131H200L199 132V134L197 133V132H195V130H193L194 131V133H197L199 136H198V138L199 137H201V138H203L204 136H205V134L207 133V132H209V131H212V130H208V127H207V130H205L206 128ZM209 128H210V126H209ZM153 130H155V128L154 127H152V128H150L148 131L149 132H151V131H153ZM204 131V133L202 134V132ZM194 133H192V134H190V137L191 136H193L194 135ZM212 133V132H211ZM251 133V132H250ZM197 134H195V135H197ZM202 134V135H201ZM220 134V133H219ZM254 134V133H253ZM252 134V135H253ZM194 135V136H195ZM166 136H169V135H166ZM187 135H184L183 137H185L186 139H184V140H181V142H180V146H178V147H176L175 148V152H176V154H175V152L172 154V155H174L175 156V158L177 159V157L179 158H181V160L183 159L184 161H181L180 160V158H179V160H176L178 163H174L173 161H171V160H173L174 159V156H173V159L172 158H170V157H168V161H166V163L167 162H169V161H171V165H172V163L174 164V165H177V164H179V166L177 167V168H180L179 170H182V172H185V174H186V176H188V175H190L189 177H188V180H189V178H190V183H192V181H193V184H196V182H198V184H199V182L201 183V184H203V180H204V178L206 177V176H211L212 177V180H210L211 182L210 183H207L208 185H207V189L209 190V192H210V194L211 195H213L214 197H217V196H221L222 198H223V196L224 195H232L233 196V198H231V199H229V200H227V203H224L223 202V204H221L220 206H214L213 204H209V208L213 211V212H215V213H217V214H221L220 213V211L221 212H223L224 213V216H223V218H220V221H222L223 222V220L224 221H227V220H229V219H232V218H237V216H238V211H239V206H237L239 203H237L238 201H240L239 199H240V196H242V195H239L240 193L239 192H242V194H243V192L245 193H248L249 192V194L250 195H252L253 193H256V192H254L253 190L255 189L254 187L253 188H239V187H236L235 186V184L234 183H230L229 185L227 184V185H223V178H222V175L226 172V170H224L225 172L220 176V172L222 173V171L220 170L221 168L222 169H225V168H223V167H220L219 165H214L215 163L217 164L218 162H223L222 160H220L219 159V157L220 156H222V154H224V149L227 151V152H231V157L232 158H234V159H237L236 158V156L238 155V154H235V153H233L232 151L233 150H231L232 148L233 149H237V147H233V146H231V148L230 147H227V148H225L221 143H220V147H218V146H216V151H214V152H218V153H214V152H212V154H210V156H209V154H207L208 155V157L206 158L208 161H206V159L202 156V158H204L205 159V161H203L202 160V158H201V154H202V152H203V149H202V152H201V154H200V147L197 149V147L196 146H198V143H194L193 142V140H194V138L193 139H191V141H190V137H189V141L190 142H188L187 141V139H188V136L186 137ZM193 136V137H194ZM195 138H197V136L195 137ZM250 141H248V145L246 144V146H244L245 148H243V150H245V151H253L254 152V154H255V152L256 151H258L259 149H255V148H259L260 146H262V147H264V138H263V141L262 142H259L254 136H250V139H249ZM184 141H187L186 143L188 144H182V142H184ZM191 142H193V144L191 143ZM237 142H238V140H237ZM218 143H219V140H218ZM190 144H192V145H190ZM234 144V143H233ZM185 145V146H184ZM195 147H194V146ZM219 145V144H218ZM234 145H236V144H234ZM181 146L182 147H184L185 149H181ZM193 146V147H192ZM190 148V150L191 151H194V148H196L195 150H198V152L197 153H199V154H197V155H193V156H191V155H189L190 157H187L186 156V153H189V151H185L186 150V148ZM220 149L221 148V150L220 151H222V152H219V150H218V148ZM250 147V148H249ZM242 148H239V150H242ZM251 148H254V149H251ZM180 150V152H179V150ZM234 150V151H239L238 149L237 150ZM247 149H251V150H247ZM182 150V151H181ZM229 150H231V151H229ZM183 151H185L186 153L184 154V155H182L183 154ZM205 152V153H204ZM203 152V155L205 154V157H206V151H204ZM253 152H252V154H253ZM214 153V154H213ZM220 153V154H219ZM226 153V152H225ZM241 153H243V154H245L246 155V152H244V151H241ZM260 155H262L263 156V158H264V149H262L261 151L259 150V152H258ZM258 153H256V154H258ZM178 154V155H177ZM227 154H230V153H227ZM258 154V155H259ZM198 155H200V157L198 156ZM236 155V156H235ZM250 155V154H249ZM257 155V156H258ZM196 156H198L200 159H201V163H202V165H201V163H199L198 161L200 160H198L197 158H195ZM212 156H216V158H214L215 160H212V159H210V157L211 158H213ZM230 157V162H233V165H236V163L238 164V163H240V159H237V160H235L234 161V159H232ZM238 158H239V156H237ZM246 157H248V153H247V156ZM245 157V158H246ZM258 157H261V156H258ZM169 158H170V160H169ZM187 158H188V160H190L191 161V163H194V161L192 162V159L194 158V160H198L197 161V163L195 162V164H190V163H186V162H190V161H186L187 160ZM190 158H192V159H190ZM217 158H218V161H217ZM221 158V157H220ZM186 159V160H185ZM248 159V158H247ZM227 160H229V158L228 159H226V161ZM175 161V160H174ZM137 162H140V163H146V162H148L147 160H137ZM184 164H187V165H183V167H181L182 166V164L183 163ZM207 162V163H206ZM227 162H229V161H227ZM248 162H249V160H248ZM220 163V164H221ZM170 164V163H169ZM169 164H166L167 166L165 167V169L162 171V175H164V174H166L167 175V173L166 172H171V173H173L172 172V168H171V166H169ZM180 164H181V166H180ZM190 164V165H189ZM198 164H199V166L201 165L202 166V168H203V166H204V168H203V170L205 169V172L207 173V171L209 172V169L211 170L210 172L212 173V175H214L213 174V172L212 171H215L214 173H215V175L214 176H212L211 174L210 175H205L206 173H202V172H204L202 169H201V167H198ZM206 164V165H205ZM208 165V166H207ZM213 165V166H212ZM231 165H232V163H231ZM206 166H207V169H206ZM216 166V167H215ZM237 166V168H239L238 166H239V164L238 165H236ZM174 167V166H173ZM197 168V174H198V171H199V169L200 170H202V171H200V176H201V174L203 175L202 176V178L204 177V175H205V177L202 179L201 177V179L202 180H200V178H196L198 181H195V174L196 173H193L194 171H195V169ZM199 168V169H198ZM228 168L229 167H227L226 169L228 170ZM232 169L234 168V166H232L231 167ZM236 168V167H235ZM234 168V169H235ZM234 169H233V171H234ZM263 169V168H262ZM178 170V172H180ZM187 170H189V171H193L192 173L190 172H188ZM260 171V174H261V170L260 169H257V171ZM231 172H233L232 170H230ZM236 171V170H235ZM235 171L233 172V173H229V171H228V173H225V174H232L231 175V177H229V180H231L232 182L234 181V180H236V178L238 179V176L236 177V174H235ZM256 171V172H257ZM263 171V170H262ZM165 172V173H164ZM188 172V173H187ZM209 172V173H210ZM160 173V172H159ZM159 173L158 174H156V175H152V176H149L150 177V179H149V177L147 178V177H141L140 179H139V182H140V186H141V189H142V193L139 195V197H140V199L137 201L138 203H139V205H137L138 203H135V201H132L133 199H127V202H128V205H130V206H133L134 207V211H136V212H141V211H143V212H151V213H153V212H155V213H158V212H160V203L163 201V199H165V193H164V190H163V186L162 185H164V184H166V185H168V184H170L171 185V182H169V181H171L169 178H167L166 180H165V177L164 176H162L161 174V178H160V175H159ZM218 173H219V176H218ZM262 173H264V172H262ZM208 174V173H207ZM217 174V175H216ZM159 175V176H158ZM228 175H226L227 177H228ZM229 175V176H230ZM238 175V174H237ZM153 176H155V179H153ZM158 176V179L156 178ZM194 176V177H193ZM197 177H199L198 175H196ZM218 176V178H222V179H218V178H215V177H217ZM224 176V175H223ZM225 176V177H226ZM262 176H263V174H262ZM261 176V177H262ZM193 177V178H192ZM147 178V181L145 180ZM191 178H192V180H191ZM215 178V179H214ZM150 181H149V180ZM214 179V180H213ZM226 180H227V178H225ZM152 180H153V182H152ZM169 180V181H168ZM177 180H179V179H177ZM176 179H174V181L176 182L177 181ZM187 179L185 180L186 181V183H187V181H188ZM184 182V180H181V184L180 185H182L183 184V182ZM153 183V184H150V183ZM155 182V183H154ZM169 182V183H168ZM150 184L149 186H148V184ZM190 183H187V187L188 186H190V185H193V184H190ZM206 183V182H205ZM158 184V185H157ZM162 184V185H161ZM176 184L178 185L179 183H178V181L176 182ZM189 184V185H188ZM144 185V186H143ZM160 185V186H159ZM169 185V186H170ZM197 185V184H196ZM155 186V187H154ZM156 186H157V188H156ZM183 186V185H182ZM184 186H186V185H184ZM195 186V185H194ZM191 187H193V186H191ZM189 188V187H188ZM194 188V187H193ZM197 188L199 189V187L197 186ZM253 193H252V192ZM251 192V193H250ZM257 192H258V190H257ZM248 196V195H247ZM142 197V198H141ZM155 197V198H154ZM148 198V199H147ZM151 201V202H150ZM237 204V205H236ZM234 205V206H233ZM237 206V207H236ZM236 207V208H235ZM233 208V209H232ZM235 211H236V213H235ZM238 212V213H237ZM234 214V215H233ZM230 216V217H229ZM232 216V217H231Z\"/></svg>", "mask_w": 264, "mask_h": 264}]
</instances>
